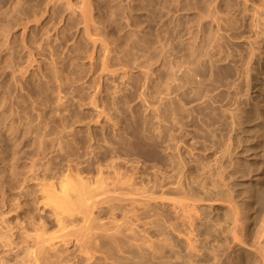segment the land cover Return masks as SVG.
Here are the masks:
<instances>
[{
  "label": "rangeland",
  "instance_id": "rangeland-1",
  "mask_svg": "<svg viewBox=\"0 0 264 264\" xmlns=\"http://www.w3.org/2000/svg\"><path fill=\"white\" fill-rule=\"evenodd\" d=\"M12 1V2H11ZM0 0V25H4L5 23V26H9L10 24L12 25V28H13V25L16 27V29L14 28L13 30H11V25L8 27L9 29H7V27H5L4 29V26H0V47L1 51H0V54H3L4 51L5 53L3 55H0V63H4L5 67L2 66V64H0V67L3 69V71L0 70V106H5V103H7V106L5 107L6 109L9 108V104L11 103L10 105V112L14 111L15 112L17 111V109H20L21 107H28V108H33L34 112L31 111V108L30 110H28V108L25 110V112L28 111L27 113V117H30V119L32 120V123L34 121V118H36V113L37 114H41L43 113L44 111H48L49 110V106H54L55 105V99H52L54 98V96H58L60 94V92H62L61 94L63 95H59L60 96V99L61 97L63 96L61 102H65L64 104L62 103L63 105V111L68 109L67 111H69L67 113V111L63 112H59L60 116H65V120L63 121H59V120H54L55 118H52V115L51 113H48L49 117L47 116V118L49 119H44L45 123L43 122V120L41 119V122L43 124H46L45 125V128H42L39 130V132L42 130L43 132L42 133H49L50 131H52L50 128L54 127L53 124L56 125L57 128H60L62 129L61 127H64V130L65 128L67 130L65 131H72V137L69 138L68 142L65 144L64 142V146L58 148L57 145H54L53 147H48L47 148V152L45 153L46 155H42L40 156L41 154L39 153L38 154V157L40 156L41 158L37 159V156L35 154V152L37 153V146L36 144H32V143H29L27 142L26 145L21 148V152H17L16 155H18L19 153V157L17 158L18 161H17V164H18V169L17 170H21V171H24V168L25 170H28V166L24 167L25 165L23 164V162L25 163L26 161L28 162L30 160V157L31 156H34L32 157V159H36V165H38V167H36V165L33 167L35 169H40V171L42 172V169H48L50 172H53V171H56V170H63V172L67 173L66 171H68L66 168H68V166H73V165H78V166H81V167H84V165L88 164V162L90 160L94 161L95 159H100L102 158L101 156H103L106 151H107V148L108 146H111V145H114V146H117L116 148L119 149V159L116 158L115 161L116 163H118L119 167H121V172L122 171V168L124 169V171L126 172V174H129L130 173V169H132V171H137L135 172L137 176H139L141 172H143V177H145V180L143 181V184L146 186V187H151L152 185V181L153 179H150L149 176H153L152 174H156L158 175V171L161 172V175L162 178H161V181H162V184H165V183H171V184H176L177 185V188L176 190L174 189L176 187V185H174V188H173V185L172 187H170L171 185L169 186V188H172V189H169L168 186L166 189V184L164 185V191H163V188H162V194H161V191L159 189H157V191L154 193V194H158V195H154L155 198H158L161 197V196H167L168 199H170V197L172 196H176V198L174 199V197H172V200L170 199L169 201L166 202V200L164 201H161V202H165V203H160L159 202V205H161V207L157 204L158 199H155L154 201L155 204L157 206H159L158 208V212L162 209V213L159 215L158 219H161V215H162V218L164 219V221L161 222L163 224H161L162 226H160L161 228H163L164 226V234H161V235H158L156 233H153V231H149V230H156V227H150L151 226V223L147 224L146 227H144V221L147 222L146 219H141L142 223L143 224H139V229H145L149 230L146 231L148 232V238L151 239V237H153L151 240L154 242H156L157 244L159 242H161V244L159 243L160 245V249L158 250V254L154 255V257L152 258L151 255L153 253H151V249L146 251V257L147 259L150 258V260H147V263L148 264H253V263H256V264H260L262 261L259 259V258H262L264 256V246L261 244V243H264V239L263 240H260V237L263 235V233L260 231L262 229L263 231V228L261 225L264 226V9L263 11L260 10V8H264V0H244V3L242 0H215L214 2H212V0H88V3L87 1H84V0H80L83 4V2L85 4H88L86 6L83 7V5L85 4H81V2L79 0H52V2L54 3V6L52 4V2L49 0H47L48 2H50V5L47 1L45 0H19V3H18V0ZM60 1V2H59ZM92 1V2H91ZM116 1V2H115ZM218 1V2H217ZM227 1V2H226ZM246 1V2H245ZM256 1V2H255ZM260 1V3H259ZM17 2V3H15ZM32 2H35V3H32ZM45 2L48 3V5L46 6L45 5ZM55 2H56V5H55ZM59 2V4L57 3ZM64 2V3H62ZM67 2L68 4H70L72 7H68V8H72L73 10H70V9H66L67 8ZM80 2V3H79ZM125 2V3H124ZM182 2V3H181ZM221 2V3H220ZM14 4L13 7L11 4ZM31 3V4H30ZM46 3V4H47ZM78 3V4H77ZM113 3V4H112ZM116 3V4H115ZM120 5H119V4ZM123 3V4H122ZM158 3V4H157ZM206 3V4H205ZM210 3H213L215 5H213L212 7L214 8H209V5ZM243 3V4H242ZM251 5H249V4ZM257 3H258V7H254V6H257ZM262 3V5H261ZM40 4V5H39ZM44 4V5H43ZM62 4V6H61ZM64 4H66V8L64 7ZM176 4V5H175ZM180 4V5H179ZM182 4V5H181ZM224 4V5H223ZM242 4V5H241ZM247 4V5H246ZM256 4V5H255ZM18 5V6H17ZM19 5H23V6H19ZM33 5V6H32ZM38 5V6H37ZM59 5V6H58ZM68 5V6H70ZM75 5V6H74ZM80 5L82 6V8H88L89 9H92L90 10L89 12V9L85 11H88V13L86 14L85 11H83L82 9V12L80 10ZM124 5V6H123ZM157 5V6H156ZM235 5V6H234ZM244 5V6H243ZM262 7H261V6ZM12 6V7H11ZM29 6V7H28ZM44 6V7H43ZM51 6V8H49ZM56 6V7H55ZM78 6V7H77ZM178 6V7H177ZM180 6V7H179ZM211 6V5H210ZM253 6V8H252ZM260 6V7H259ZM9 7V8H8ZM11 7V8H10ZM21 7V8H20ZM38 7V10L35 9ZM46 7V8H45ZM61 7V8H60ZM63 7H64V11L65 13L63 12ZM74 7H76L75 9V15H73V12H74ZM96 7V8H94ZM99 7V8H98ZM129 7L131 9H129ZM163 7V8H162ZM220 7V8H219ZM14 8H16V11L13 10ZM32 8H34L32 10ZM46 9V11L44 10L43 12V9ZM52 8H55V9H52ZM128 8V9H127ZM244 8V9H243ZM252 8V9H251ZM8 9V10H7ZM11 9V10H9ZM18 9V11H17ZM49 9V10H48ZM78 9V10H77ZM94 9V10H93ZM207 9H208V12H209V17L206 16L207 18H210L211 19H214V20H205L207 19L206 17H201V16H205V15H208V12H207ZM210 9V11H209ZM217 10L218 14L220 15H217L215 12V15L213 16L212 14H214L212 12ZM259 9V10H258ZM2 10V11H1ZM5 10V11H4ZM32 10V11H31ZM51 10V12L49 13V11ZM54 10V11H53ZM67 10H70V11H67ZM126 10H132V11H126ZM186 10V11H185ZM191 10H194V11H191ZM197 13H196V11ZM204 10V11H203ZM221 10V11H220ZM229 10V11H228ZM247 10V12L245 11ZM253 10V11H252ZM256 10H258V13L256 12ZM14 11V12H12ZM36 11V12H35ZM71 11L72 14H71ZM79 11V14H77ZM98 11V12H97ZM125 11V12H124ZM160 11V12H159ZM188 11V12H187ZM191 11V12H190ZM249 11V12H248ZM254 11L256 12V16L254 14ZM260 11V12H259ZM8 12V13H6ZM12 12V13H10ZM24 12V13H22ZM48 13V14H44L43 13ZM53 12V13H52ZM84 15L81 16V13ZM96 12V14H95ZM105 12V13H104ZM131 12V13H130ZM132 12H134L132 14ZM163 12V13H162ZM167 12V13H166ZM180 12V13H179ZM228 12V14H227ZM10 13V14H9ZM21 13V14H20ZM33 13V14H32ZM40 13V14H39ZM51 13L54 15L52 16ZM123 13H124V16H123ZM161 13V14H160ZM169 13V14H168ZM194 13V14H193ZM196 13V14H195ZM211 13V14H210ZM252 13L254 14V16L252 17ZM260 13H263L260 15V19L259 18V15ZM11 15L12 18L14 20H17L16 22L11 18V16H9L11 19L9 21V17L5 18L4 17L6 15ZM16 14H19L21 15V18L19 15L16 16ZM43 17H42V15ZM86 14V15H85ZM92 14V15H91ZM122 16H121V15ZM168 14V15H167ZM227 14V15H225ZM234 14V15H233ZM249 14V15H247ZM4 15V16H3ZM7 15V16H8ZM15 15V16H14ZM29 15V16H28ZM36 15H39L38 17H36L35 21H33V17L36 16ZM67 15V16H65ZM73 15V16H72ZM88 15V16H87ZM91 17H90V16ZM112 15V17H111ZM131 15V16H129ZM197 15V16H196ZM224 17H223V16ZM232 15V16H230ZM247 15V16H246ZM23 16V17H22ZM26 18H25V17ZM32 18V20L28 17ZM88 17L87 19H92L90 22H93V19H94V22L91 24L89 21H87V19L85 20V17ZM114 16V17H113ZM119 16V17H118ZM135 16V17H134ZM168 16V17H166ZM213 16V17H212ZM219 16V17H217ZM227 16V17H226ZM230 16V17H229ZM235 16V17H234ZM258 16V18H256ZM16 19H15V18ZM60 19H59V18ZM68 17H69V20H68ZM73 17V18H72ZM90 17V18H89ZM94 17V18H93ZM123 17H127L129 19L126 18L127 20V23L128 24H125L126 21H124L125 19ZM200 17V18H199ZM216 17V18H215ZM220 17H222L223 19H221ZM233 17L235 18V21L233 19ZM242 17V19H241ZM3 18V19H2ZM23 18V19H22ZM65 18V19H64ZM79 18V19H78ZM110 18V19H109ZM118 18V20H117ZM121 18V19H120ZM124 20H123V19ZM165 18V19H164ZM167 18V19H166ZM204 18L202 21L203 23L201 24V22H199L200 26H197L198 25V21H200V19ZM219 18V19H218ZM226 18V20H225ZM251 18H254V22L255 20H257L259 22V25L263 26V28L259 25H257L258 22H253V19ZM263 18V21H260L261 19ZM21 19V23H24V25L22 24V26H19L18 24H21L18 20ZM28 20V22L26 23L27 26H25V22H23V20ZM37 19H39L37 21ZM67 19V20H66ZM74 19V20H73ZM82 19H84L85 21L83 22ZM162 19V21H161ZM216 19V20H215ZM227 19H228V22L230 23H227ZM233 19V20H232ZM245 19V20H244ZM8 20V21H7ZM166 20V21H165ZM169 20V21H168ZM217 20H221L222 23L220 21L216 22ZM224 20V21H223ZM241 20V22H240ZM250 20H252V24L250 22ZM5 21V22H4ZM17 24V25H15ZM31 21V22H30ZM51 21V22H50ZM60 21V22H59ZM79 23H78V22ZM83 22L84 24L88 23V25L86 26L85 30L84 28L82 29V24L83 23H80ZM112 21V23H111ZM124 21V22H122ZM146 21V22H145ZM188 21L190 22L188 24ZM212 21L216 22L218 25L214 24ZM18 22V23H17ZM37 25H35L34 23ZM50 22V23H49ZM116 22V23H115ZM120 24H119V23ZM152 22V23H151ZM157 22V23H156ZM163 22V23H162ZM166 22V23H165ZM205 22V23H204ZM219 22H220V25H219ZM8 23V24H7ZM13 23V24H12ZM31 23V24H29ZM55 23V24H54ZM77 23V24H76ZM97 24V25H94L93 24ZM105 26V29L104 27L101 28L99 26ZM160 23V24H159ZM213 23V24H212ZM227 23V25L225 24ZM236 24L235 25H232V24ZM241 23V24H240ZM261 23V24H260ZM41 24V25H40ZM80 24V25H79ZM89 24L93 26L92 27H89ZM103 24V25H102ZM111 24V25H110ZM115 24V25H114ZM117 24V25H116ZM130 24V25H129ZM142 24H143V30L142 29ZM163 24V25H161ZM165 24V25H164ZM188 24V25H187ZM229 24V25H228ZM257 26H256V25ZM49 25V26H48ZM120 25V27H119ZM122 25V26H121ZM129 26V28H126L125 26ZM137 25V26H136ZM141 27H139V26ZM153 25V26H152ZM186 25V26H185ZM209 25H210V28H209ZM216 25V28L218 27L219 28V31L214 27ZM225 25L227 27H225ZM250 25V26H249ZM25 26V28L23 27ZM81 28H80V27ZM124 26V27H123ZM127 26V27H128ZM152 29H151V27ZM158 26L159 29L156 30V27ZM188 26V27H187ZM191 26V27H190ZM203 26V27H202ZM220 26V27H219ZM231 26V28H230ZM3 27V28H2ZM27 27V28H26ZM33 27V28H32ZM44 27V28H43ZM85 27V25L83 26ZM89 27L91 31V33L95 32V34L97 36H95V34H92L93 37H96V38H93L91 37V33H90V30L87 28ZM98 27V28H96ZM119 27V28H118ZM131 27V28H130ZM137 27H139V29H137ZM199 27V28H198ZM205 27V28H204ZM235 27V28H234ZM253 27V29H251V33L249 34L250 32V29ZM256 27V28H255ZM259 27V28H257ZM11 28V29H10ZM23 28V29H22ZM30 28V29H29ZM43 28V32H42V29ZM111 30H110V29ZM127 29V31L123 30L122 32V29ZM132 28H136L138 31H136L135 29L132 30ZM145 28V29H144ZM203 30L201 32V30ZM233 28V29H232ZM247 28V29H246ZM3 30H10V34L8 33V38H7V33L6 31H2ZM76 29V30H75ZM95 29V30H94ZM99 31V33L97 34V30ZM102 29V30H100ZM103 29H104V32H103ZM109 29V31H108ZM131 29V31H130ZM192 30L193 33H195V31H198V38L199 40L201 39L202 37V40H204L207 45L204 47L205 50L207 49V51H210V49H213L211 50L212 52L215 51L214 48L216 47H220L219 49L217 48V54H221V60H219V63L217 62H212V63H206V62H202L201 60H195L193 63H190L186 60V55L188 54V50H187V44H188V30ZM242 29V30H241ZM254 29H257V30H254ZM259 29V30H258ZM262 31H261V30ZM24 30V32H23ZM40 30V31H39ZM50 31V33L47 32V34L45 33L46 31ZM84 31H88V38H87V33L86 35L82 34L84 33ZM136 32H135V31ZM166 30V31H165ZM234 30V31H233ZM237 30V31H236ZM14 32V33H11ZM30 31V32H29ZM64 31V32H63ZM79 31V32H78ZM81 31V33H80ZM86 31V32H87ZM133 31L132 33V37L131 35H127L128 32H131ZM141 31V32H140ZM153 31V32H152ZM161 31V33H160ZM208 31V32H206ZM212 31V33H211ZM219 33H217V32ZM225 31V32H224ZM231 31V32H230ZM253 31V32H252ZM256 31V32H255ZM258 31V32H257ZM4 32V35H2V33ZM22 32V33H21ZM41 32V33H39ZM55 32V33H54ZM106 32H109L106 33ZM122 32V33H121ZM135 32V33H134ZM145 34H144V33ZM156 32V33H154ZM164 32V33H163ZM165 32H168V33H165ZM206 32V33H205ZM246 32V33H245ZM24 33V35H23ZM27 33V34H26ZM54 33V34H53ZM77 33V34H76ZM119 33H121L119 35ZM139 33V35L137 34ZM143 35H142V34ZM150 33V34H149ZM154 34H158V36L156 35H153ZM160 33V34H159ZM182 33V35H181ZM186 33H187V36H186ZM200 33V34H199ZM217 33V34H216ZM226 33V36L225 34ZM229 33V34H228ZM245 33V34H244ZM257 33V34H256ZM259 33V34H258ZM263 33V34H262ZM5 34H6V39H5ZM25 36L23 37L22 39V35ZM32 34V35H31ZM39 34V35H38ZM53 34V35H52ZM57 34V35H56ZM75 34V35H74ZM89 34H90V38L93 40H91V42L93 43L92 45H95L94 47L96 48H93V46L91 45L90 43V38H89ZM114 34V35H113ZM123 34V35H122ZM129 34V33H128ZM141 34V35H140ZM149 34V35H148ZM167 35V36H163V35ZM169 34V35H168ZM202 34V35H201ZM220 34V35H219ZM228 34V35H227ZM249 34V38L247 39V35ZM253 34L254 39L253 37L251 38V35ZM262 36H261V35ZM2 35V36H1ZM12 35V36H11ZM16 37H15V36ZM21 35V36H20ZM37 35L39 37H37ZM43 37L41 38V36ZM47 35V36H46ZM99 35V36H98ZM122 35V36H121ZM152 35V36H151ZM172 37H171V36ZM178 35V36H177ZM204 35V36H203ZM216 35V36H215ZM246 35V36H245ZM258 35V36H257ZM260 35V36H259ZM14 36V38H13ZM34 38H32V37ZM50 36V37H49ZM53 36V37H52ZM86 36V38L84 37ZM112 36V37H111ZM146 36V37H145ZM151 36V37H150ZM153 36H155L153 38ZM183 36V37H182ZM212 36V37H211ZM257 36V37H256ZM55 37V38H54ZM58 37V38H57ZM77 37V38H76ZM106 39H104V38ZM120 37V38H119ZM129 37H130V40H129ZM134 37H137V38H134ZM140 37V38H139ZM157 37V38H156ZM165 38L164 40V43H163V39L161 38ZM182 37V38H181ZM206 37V38H205ZM210 37V38H209ZM214 37V39H213ZM219 40L216 39V38ZM226 37V38H225ZM229 37V38H228ZM261 37V38H260ZM10 38L12 40H10ZM47 40H46V39ZM60 38V39H59ZM74 38V39H73ZM103 38V39H102ZM116 38V39H114ZM143 38V39H142ZM147 38V40H146ZM149 38V40H148ZM154 40H153V39ZM158 39L160 40L159 42H161L162 44L160 45L159 42L157 44L156 41L158 40H155ZM187 38V39H185ZM223 38V39H222ZM228 38V39H227ZM241 38V39H240ZM3 39V40H2ZM9 39V40H7ZM18 39V40H17ZM21 39L23 40L22 42L19 43V41H21ZM39 39V40H38ZM41 39V41H40ZM56 39V40H55ZM59 39V40H58ZM76 39V40H75ZM89 39V40H88ZM99 39V40H98ZM109 39H110V42H109ZM139 40V45L136 43ZM142 39V40H141ZM152 39V40H151ZM169 39V41H168ZM179 39V40H178ZM206 39V40H205ZM215 39L217 41H215ZM225 39H226V42H225ZM237 39H240L241 41L237 40ZM2 40V41H1ZM5 40V41H4ZM6 40L8 42H6ZM28 42H27V41ZM30 40V41H29ZM50 40V41H49ZM94 40H97V41H94ZM100 40H103L102 42H100ZM108 40V43L107 41ZM114 40V41H113ZM117 40V42H116ZM123 40V41H122ZM132 40V41H131ZM141 40V41H140ZM168 43H167V41ZM181 40V41H180ZM208 40V41H207ZM214 40V41H213ZM237 40V41H236ZM244 40H246L247 42H249V44H247V42H243ZM256 40V42H255ZM40 41V42H39ZM56 41V42H55ZM71 41V42H70ZM74 41V43H73ZM106 41V42H104ZM144 41V42H142ZM172 41V42H171ZM175 41V42H174ZM179 41V43H178ZM231 41V42H229ZM11 42L14 44V46L11 44ZM39 42V45H36L38 44ZM42 42V43H41ZM47 42V43H45ZM59 42V43H58ZM104 42V43H103ZM113 42V43H112ZM130 42V43H129ZM141 42L143 43L142 46H141ZM156 42V43H155ZM182 42L185 44H182ZM210 42H212L210 44ZM218 42V43H217ZM224 44H222V43ZM240 42V43H239ZM250 42L252 44H250ZM5 44V49H4V44ZM8 43V45H7ZM27 43V44H26ZM49 43V44H48ZM73 43V44H72ZM78 43V44H77ZM95 43V44H94ZM97 43V44H96ZM100 43V44H99ZM102 43V44H101ZM111 45H110V44ZM125 43H126V46H125ZM149 43V44H148ZM166 43V44H165ZM214 43H217V44H214ZM256 43V44H255ZM260 43V44H259ZM263 43V44H262ZM21 44H25L24 46H28L31 47H26L28 50L24 49L25 47L22 46ZM32 44V45H31ZM146 44V45H145ZM149 46H148V45ZM157 44V46L155 45ZM169 45V46H166V48L164 49L165 52L163 51V48L165 47L164 45ZM236 44V45H235ZM241 44V45H240ZM7 45V46H6ZM45 45V46H44ZM47 45V46H46ZM49 45V46H48ZM52 45V46H51ZM84 45V46H83ZM87 45V46H86ZM102 45V46H100ZM104 45H110L109 47L106 46V50H105V46ZM114 45V46H113ZM119 45V46H118ZM155 45V47L153 46ZM160 45V46H159ZM184 45V46H183ZM216 45V47H215ZM240 45V46H239ZM243 45V46H242ZM249 45H252L250 47H252L251 49H249ZM259 45V46H258ZM261 45V46H260ZM11 46V47H10ZM13 46V47H12ZM16 46V47H15ZM18 46V47H17ZM38 46V47H37ZM60 46V47H59ZM113 46V47H112ZM128 46V47H127ZM144 46V47H143ZM150 48H148V47ZM153 46V47H152ZM163 48H162V47ZM212 46V47H211ZM248 46V47H247ZM7 47V49H6ZM35 47V48H34ZM48 47V48H47ZM74 47V48H73ZM78 47V48H77ZM103 47V48H101ZM123 47V48H122ZM125 47V49H124ZM142 47V48H141ZM182 47V48H181ZM210 47V49H209ZM214 47V48H213ZM9 48V50H8ZM11 48V50H10ZM39 48V50H38ZM45 48V49H44ZM50 52V54L48 53V50ZM50 48V49H49ZM55 48V49H54ZM71 48V49H70ZM92 48H93V52H90L92 51ZM127 48V50H126ZM134 48V49H133ZM140 48V49H139ZM147 48V49H146ZM159 48H160V52H159ZM227 48V49H226ZM257 48V49H256ZM2 49L4 51H2ZM36 49V50H35ZM77 49V51H76ZM82 50V54H80L81 50ZM87 49V50H86ZM95 49V50H94ZM104 49V50H103ZM110 49V50H109ZM113 49V51H112ZM131 51H129V50ZM161 49H162V54H161ZM228 49H232L231 50V53L229 52L230 50ZM235 49V50H234ZM8 50L9 54L8 55V52L6 51ZM44 50V51H43ZM55 50V52H54ZM79 50V51H78ZM102 50L104 52V54L102 53ZM152 50V51H151ZM154 50V51H153ZM167 50V51H166ZM176 50V51H175ZM252 50V51H251ZM258 50V51H257ZM30 51V52H28ZM33 51H36L33 52ZM53 51V52H51ZM58 51V53H57ZM86 51V52H85ZM110 51V52H109ZM114 51L116 54H114ZM127 51V52H126ZM183 51V52H182ZM228 51V52H226ZM238 51V52H237ZM247 51H248V54H247ZM259 52V55H257ZM7 52V54H6ZM21 52V53H20ZM24 52V53H23ZM28 52V53H26ZM32 52V54L30 55V53ZM61 52V53H60ZM70 54H69V53ZM76 55H75V53ZM94 52L96 54H94ZM108 52V53H107ZM125 52V53H124ZM139 52V53H138ZM164 52V53H163ZM167 52V53H166ZM174 52V53H172ZM177 52V54H175ZM222 52V53H221ZM226 52V53H225ZM251 52V53H249ZM20 55H19V54ZM23 53V54H22ZM39 53V54H38ZM46 53V54H45ZM57 53V54H56ZM87 53V54H86ZM88 53L91 55L89 56ZM93 55H92V54ZM99 53V54H98ZM105 53L107 54V56L105 55ZM113 53V54H112ZM120 53H122L120 55ZM138 53V54H137ZM143 53V54H142ZM170 53V54H169ZM235 53V54H234ZM244 55H243V54ZM246 53V54H245ZM253 53V56L255 57L253 59V56L251 57V54ZM17 54V55H16ZM64 54V55H63ZM67 54V57H65ZM69 54V55H68ZM98 54V55H97ZM102 54L104 56H102ZM110 54V55H108ZM119 56H118V55ZM133 54V55H132ZM145 54V55H144ZM149 54V55H148ZM172 54V55H171ZM201 54V53H200ZM200 54H197V56H199L200 59H202V56H200ZM204 55V53H202ZM225 54V55H224ZM35 55V56H33ZM44 55V56H43ZM51 55H54L51 56ZM61 55V56H60ZM71 55V56H70ZM112 55V56H111ZM117 55V61L113 62V60L116 58ZM128 55V56H127ZM130 55V56H129ZM132 55V56H131ZM147 55V56H146ZM162 55V56H161ZM171 55V56H170ZM243 55V56H242ZM18 56V57H16ZM30 56V57H29ZM36 56H39L40 58L36 57ZM51 56V57H50ZM59 56V57H58ZM70 56V58H69ZM87 56H89V58H87ZM95 56V57H94ZM109 56V57H108ZM111 56V57H110ZM123 56V57H122ZM134 56V57H133ZM145 56V57H144ZM181 56V58H180ZM246 56V57H245ZM3 57V58H2ZM6 57L8 59H6ZM22 57V58H21ZM25 57V59H24ZM34 57V58H33ZM45 57V59H44ZM50 57V58H48ZM53 57V59H52ZM101 57L105 58L106 59H103L101 60ZM108 57V58H107ZM141 60L143 59V61H138L140 58ZM163 57V58H162ZM251 57V58H250ZM16 58V59H15ZM20 58V59H19ZM30 58V59H29ZM38 58V60L36 59ZM64 58V59H63ZM66 58V59H65ZM69 58V59H68ZM72 58V59H71ZM92 58V59H91ZM123 58V60H122ZM125 58V59H124ZM146 58V60H145ZM148 58V59H147ZM160 58V59H159ZM246 58V59H244ZM249 58V59H248ZM261 58V59H260ZM6 59V60H5ZM10 59V61H9ZM15 61H14V60ZM27 59V60H26ZM41 59V60H40ZM63 59V60H62ZM68 59V60H67ZM76 59V61L74 60ZM84 59V60H83ZM87 59V60H86ZM135 60V62L133 60ZM136 59H138L136 61ZM162 59V60H161ZM174 59V60H173ZM180 59V60H179ZM232 59V60H231ZM259 59V60H258ZM2 60V62H1ZM4 60V61H3ZM12 60V61H11ZM29 60H30V64L31 66H28L27 63H29ZM31 60L33 62V60H36L34 63H31ZM46 60V61H45ZM49 60V61H48ZM51 60V61H50ZM55 60V61H54ZM61 60V61H60ZM71 60V61H70ZM74 60V61H72ZM90 60V61H89ZM105 60V61H104ZM110 60V61H109ZM119 60V62H118ZM151 60V61H150ZM182 60V61H181ZM250 60V61H249ZM257 60V61H256ZM11 64H9L8 62ZM18 61V62H17ZM27 61V62H26ZM65 64H64V62ZM69 61V62H68ZM79 61V62H78ZM83 61V63H82ZM101 61H103L101 63ZM130 61L132 62L131 64H133L132 66H130ZM149 64H151L150 66H152L151 68H147L145 69L146 67H150ZM166 61V62H165ZM246 61V62H245ZM252 61V62H251ZM259 61V62H258ZM22 62L23 63V66H26V72L27 74L24 72L25 71V67L22 66ZM26 62V63H25ZM47 62V66L45 63ZM49 62V63H48ZM50 62H55V63H52L56 68H53L55 72H53V74H55L56 76H58V79L57 77H55V75H52V71L49 70V68L52 66L54 67L53 65L50 64ZM62 62V63H61ZM76 62V63H74ZM93 64H91V63ZM105 62V63H104ZM120 63L119 65H117L116 67V64ZM125 62V64H124ZM134 62V63H133ZM144 62V64H143ZM146 62V64H145ZM161 62V63H159ZM178 62V63H177ZM231 62V63H230ZM234 62V63H233ZM245 62V63H244ZM263 62V63H262ZM7 63V64H6ZM61 63V64H59ZM71 63V64H70ZM74 63V64H73ZM86 63V64H85ZM102 64V65H99V64ZM115 65H114V64ZM139 63V64H138ZM164 63H169L171 68L168 67V68H164ZM176 63V64H175ZM183 63V64H182ZM244 63V64H243ZM248 63V64H246ZM259 63V64H258ZM21 66H20V65ZM25 64V65H24ZM27 64V65H26ZM29 64V65H30ZM51 66H50V65ZM103 64L105 66V68H107V70L104 68L105 72L106 73H109V75L105 74L104 73V70H100L101 73H99L100 71H98V69L102 68L103 69ZM123 64L125 66H123ZM142 64V67H140ZM189 64V65H188ZM251 64V65H250ZM258 64V65H257ZM12 65L14 66L13 67V71L10 70V68H12ZM72 65V66H71ZM115 67H114V66ZM178 65V66H177ZM212 65V66H211ZM249 65V66H248ZM260 65V66H259ZM20 68L21 67V72L25 73L23 74V77L20 76H16L15 74L18 75V73H16V71L20 72V70L17 68ZM37 66V67H36ZM71 68H70V67ZM91 66L92 69H91ZM101 66V67H99ZM119 66H123L122 69V73L120 72L121 70V67ZM136 66V68L134 67ZM138 67H140V70L141 68L143 69V71L139 70ZM175 66V67H174ZM244 66V68H243ZM247 66V68H246ZM23 67V68H22ZM31 67V68H30ZM35 67V68H33ZM51 67V69H52ZM75 67V68H74ZM77 67V68H76ZM125 67H126V70H125ZM128 67V69H127ZM130 67V68H129ZM158 67V68H156ZM174 67V68H172ZM237 67H240V70L238 73H235L236 72V69ZM9 68V69H8ZM18 69V70H15V69ZM67 68V69H66ZM71 70H70V69ZM82 68H83V71H82ZM89 68L91 70H89ZM112 68V69H111ZM117 68H118V71H117ZM120 68V69H119ZM130 71H128L129 69H131ZM154 68L153 70H159V72H157V76H155V82L157 83V89L156 90H161L163 89V87L166 85V83L169 81L170 83V93L165 95L164 97L162 96V98H160L159 96H156L155 98L154 97H150V95H152V86L150 87V84H148V77H147V73L146 72H150V70ZM179 68H181L179 70ZM261 68V69H260ZM43 69V70H42ZM62 69V70H60ZM81 69V70H80ZM85 69V70H84ZM109 69V70H108ZM113 69H116V72L113 70ZM136 69V70H134ZM149 69V71H148ZM172 69V71H171ZM247 69V71H246ZM7 70V71H6ZM24 70V71H22ZM36 70V71H35ZM45 70V71H44ZM59 70V71H57ZM120 70V71H119ZM128 71L127 73V77L129 75V77H125L126 76V73L124 72ZM179 70V71H178ZM5 71V72H4ZM9 71H11V74L12 72H15L13 73L12 75L15 76V78L13 76L9 77L11 74L9 73ZM34 71V72H33ZM50 71H51V76H50ZM65 71V72H64ZM81 71V72H80ZM90 71V73H89ZM93 71V72H92ZM96 71V73H95ZM108 71V72H107ZM246 71V72H245ZM4 73L3 75H1L2 73ZM20 72V73H21ZM49 72V73H48ZM69 72V73H68ZM77 72V73H75ZM83 72V73H82ZM102 72L104 73V77L102 75ZM115 72L117 74V76H115L114 78V75L116 74H113L112 73ZM124 72V73H123ZM143 72V74H141ZM145 72V74H144ZM172 72V73H171ZM177 72V74H176ZM243 72V73H242ZM248 72V73H247ZM259 72V73H258ZM19 73V74H20ZM36 73V74H35ZM43 73V74H42ZM80 73V74H78ZM89 73V74H88ZM95 73V74H94ZM97 73L99 75H97ZM122 76H118L119 74ZM130 73V74H129ZM131 73H134V74H131ZM138 73V75H137ZM9 74V76H8ZM33 74V75H32ZM64 74V76L62 75ZM101 74V75H100ZM125 74V76H123ZM241 74V75H240ZM248 74V75H246ZM250 74V75H249ZM49 75V76H48ZM62 77H65L62 78ZM73 77H69V76ZM87 75V76H86ZM92 75V76H91ZM97 75V76H96ZM112 75V76H111ZM58 81V84H55V79ZM100 76V77H98ZM107 76L109 77L107 78ZM132 76V77H131ZM137 76V77H136ZM169 76V77H168ZM2 77V78H1ZM17 77V78H16ZM85 77V78H84ZM94 77H97L98 79H100V82L103 83L101 85V83L99 82L98 83V80L97 82L96 79L97 78H94ZM102 77V78H101ZM111 77H113L111 79ZM136 77V78H134ZM145 77V78H144ZM9 78V79H8ZM12 78V79H10ZM26 78H27V81H26ZM50 78V80L48 79ZM52 78V79H51ZM107 78V79H106ZM123 78V80H120V79ZM126 78V80H125ZM131 78V79H129ZM197 78V79H195ZM259 78V79H257ZM8 79V81H7ZM19 79V80H18ZM24 81H23V80ZM53 79H54V82H53ZM62 79H64L63 81L65 82V85H64V82L62 81ZM70 79V80H69ZM82 79V80H81ZM93 79V80H92ZM116 79V80H115ZM129 79V80H127ZM144 81H143V80ZM147 79V80H146ZM237 79V80H236ZM13 80V81H12ZM66 80V81H65ZM76 80V81H75ZM92 80V81H91ZM105 80V81H104ZM107 80V81H106ZM114 80V81H113ZM118 80V81H117ZM120 80V82H119ZM175 80V81H173ZM10 81V82H9ZM12 81L13 85L10 84ZM16 81V83H15ZM25 81L27 82V84L25 83ZM44 81H47V83H45ZM52 81V82H51ZM73 81V82H72ZM80 81V82H79ZM113 81V82H112ZM123 81V82H122ZM129 81V82H127ZM9 82V83H8ZM17 82H18V85H17ZM20 82V83H19ZM23 82V83H22ZM38 85H37V83ZM51 84H50V83ZM111 82V83H110ZM117 82V83H116ZM125 82V83H124ZM127 82V83H126ZM147 82V84H146ZM172 82V83H171ZM15 83V84H14ZM78 83V84H77ZM115 83V84H114ZM120 83V85H119ZM123 83L125 84V86L123 85ZM145 83V85H144ZM249 83V84H248ZM22 84V85H21ZM62 84V86H60ZM71 84V85H69ZM99 85V89L95 90V86ZM113 84V85H112ZM127 84V85H126ZM144 85L141 86V85ZM172 84V85H171ZM47 85V86H46ZM51 85V86H50ZM53 85V86H52ZM58 87H56V86ZM73 85V86H72ZM115 85V86H114ZM121 85L123 87H121ZM138 85V86H137ZM164 85V86H163ZM234 85V87H233ZM8 86V88H7ZM11 86V87H10ZM13 86V88H12ZM18 86V87H16ZM21 86V88H20ZM23 86V87H22ZM33 86V87H32ZM36 88H35V87ZM38 86V87H37ZM82 86V87H80ZM89 86V87H88ZM118 86V87H117ZM128 86V87H127ZM144 88V90L141 88ZM244 86V87H243ZM16 87V88H15ZM46 87V88H45ZM48 87V88H47ZM72 87V88H70ZM75 87V88H74ZM104 87V88H103ZM114 87V88H113ZM117 87V88H116ZM126 87V88H125ZM131 87V88H130ZM134 87V88H133ZM11 88V89H9ZM15 88V89H14ZM19 88V89H18ZM25 88V89H24ZM51 88V90H49ZM63 88H64V93L66 94L67 93V97H65L66 95L63 93ZM80 88V89H79ZM98 88V86H97ZM119 88H120V91H119ZM141 88V89H140ZM147 88V89H146ZM206 88V89H205ZM7 89V90H6ZM13 89V90H12ZM17 89V90H16ZM25 91H24V90ZM43 89H46V90H43ZM57 89V90H56ZM103 91H102V90ZM113 89H116V92L118 93H114L115 91ZM134 91H133V90ZM237 89V90H236ZM22 90V91H20ZM49 90V92H48ZM60 90V91H59ZM67 92H66V91ZM69 90V91H68ZM72 90V91H70ZM82 90V91H81ZM89 90L93 91V93L89 92ZM112 90V91H111ZM118 90V91H117ZM146 90V91H145ZM149 90V91H148ZM181 90V91H180ZM18 93H16V92ZM24 91V92H23ZM27 91V93H25ZM31 91V93H29ZM33 91V92H32ZM100 91L103 93H100ZM107 91V92H106ZM110 91V92H109ZM114 91V92H113ZM140 91V93H138ZM253 91V92H252ZM255 91V92H254ZM6 92L8 93L7 96H6V99L4 98L5 95H6ZM47 92V95H45ZM75 92V93H74ZM81 92V93H80ZM99 92V93H98ZM121 92V94L119 93ZM124 92V93H122ZM128 92V93H127ZM148 92V93H147ZM165 92V91H163ZM213 92V93H212ZM251 92V93H250ZM5 93V94H4ZM29 93V94H28ZM44 93V94H42ZM49 93H52L49 95ZM68 93L70 95H68ZM72 93V94H71ZM95 93L97 95H95ZM108 93V94H107ZM111 93V94H110ZM206 93V94H205ZM2 94V95H1ZM26 95H29V98L31 99L32 98V101L34 102H37L36 104L35 103H31V100H29L28 96H25ZM36 94V97H40L39 95H41L40 98H38L36 100V97L34 96ZM92 94V96L90 95ZM100 94V95H99ZM115 94V96H113ZM140 94V95H139ZM237 94V95H236ZM31 95V97H30ZM75 95V96H74ZM117 95V97H116ZM143 95V96H142ZM149 95V96H148ZM11 97L10 98H7V97ZM18 96V97H17ZM35 98H33V97ZM46 97V100H45V97ZM72 98H70V97ZM88 96V97H87ZM96 97V98H92L91 101H94V99H98V100H101V101H97L95 104L92 102L91 104V101L90 99H88L89 97ZM99 96V97H98ZM141 97V99L139 97ZM205 96V97H204ZM242 96V97H241ZM22 101H27L26 104H24V102H21ZM27 97V98H26ZM103 97V98H102ZM123 97V98H122ZM166 97V98H165ZM202 97V98H201ZM6 101L7 99H9V101L7 100L6 102L1 99H3ZM66 98V99H65ZM68 98V99H67ZM77 98V99H76ZM79 98V99H78ZM83 98V99H82ZM113 98V99H112ZM136 98V99H135ZM144 98V99H142ZM160 98V99H159ZM208 98V99H207ZM251 98V99H250ZM111 99V101H110ZM117 99V100H116ZM124 99V101H123ZM12 100V101H11ZM41 100H43L42 102H44V100L46 101V103H48L46 106L48 107H45L43 105V103L41 104V106L43 108H46V109H42L40 108V104L41 103ZM82 103L81 105L80 104H77L78 102ZM86 103H84L83 101ZM87 100V101H86ZM112 100H113V103H112ZM126 100V101H125ZM139 100V102H138ZM142 100V101H141ZM145 100V101H144ZM159 100V101H158ZM181 100V101H180ZM196 100V101H195ZM20 101V102H18ZM89 101V102H88ZM103 101V102H102ZM121 101V102H120ZM135 101V102H134ZM141 101V102H140ZM143 101L144 103L146 104H143ZM179 101V102H178ZM202 101V102H201ZM251 101V102H250ZM2 102V103H1ZM13 102V103H12ZM79 102V103H80ZM95 102V101H94ZM99 102V103H98ZM102 102V103H101ZM114 102H115V105H114ZM162 102V103H161ZM170 102V103H169ZM197 102V103H196ZM200 102V103H199ZM19 103V104H18ZM20 103H23V104H20ZM30 103V104H29ZM84 103V104H83ZM90 103L91 105H94L93 107L88 104ZM98 103V104H97ZM106 103V104H104ZM193 103V105H192ZM212 103V104H211ZM31 104H34L31 105ZM39 104V105H38ZM67 104V105H66ZM77 104V105H76ZM102 104L103 107H102V110L99 112L97 110H99V108L102 106L100 105ZM109 104V105H108ZM113 104V105H112ZM117 104V105H116ZM119 104V105H118ZM149 104V105H148ZM151 104V106H150ZM156 104V105H155ZM13 105V106H12ZM17 105H19L20 107H18ZM22 105V106H21ZM49 105V106H48ZM65 105V106H64ZM85 105V108L84 106ZM88 105V106H87ZM99 107H98V106ZM124 105V106H123ZM155 105V106H153ZM157 105H160V106H157ZM163 105V106H162ZM3 106L1 107L2 112H4L5 115H8L7 113L8 112L6 111V109L3 108ZM30 106V107H29ZM38 106V107H37ZM81 106V107H80ZM108 106V107H107ZM112 106V107H111ZM114 106V108H113ZM145 106V107H144ZM147 106H149L148 109ZM171 106V107H169ZM11 107H14V108H11ZM17 107V108H16ZM50 107V109H51ZM68 107V108H66ZM92 107V108H91ZM98 109H97V108ZM106 107V108H105ZM116 107V108H115ZM152 107H155L156 109L160 108L159 111L160 113L163 115V120L161 121L162 124L159 123L158 125V128L156 129L155 126H154V118L152 117L154 110L155 108H152ZM231 107V108H230ZM16 108V109H15ZM66 108V109H64ZM95 108L97 109L96 111L99 113V116L98 114L96 113L95 111ZM108 108V109H107ZM146 108V109H145ZM184 108V109H183ZM14 109V110H13ZM22 109V108H21ZM18 110V112H22V110ZM43 112H41L42 110ZM72 109V110H71ZM105 109V110H104ZM152 109V110H151ZM154 109V110H153ZM182 109V110H181ZM37 110V112L35 111ZM91 110V111H90ZM95 112H94V111ZM110 110L112 113H110ZM148 113H147V111ZM174 110V111H173ZM233 110V111H231ZM7 113H6V112ZM103 111H104V114H105V111L108 113H106L105 117H104V114H103ZM146 111V112H145ZM179 111V112H178ZM182 113H181V112ZM185 111V112H184ZM193 111V112H192ZM223 111V112H222ZM228 111V112H227ZM242 111V112H241ZM246 111V112H245ZM0 111V113H2ZM11 112V113H12ZM15 112H13L14 114L13 115H16V117H18L16 119V117H13L14 118V121L17 120V123H18V119H19V115H21L20 113L18 114H15ZM31 112V113H30ZM102 112V113H101ZM114 112V114H113ZM144 112V113H143ZM172 112V113H171ZM33 113V114H32ZM65 113L67 115H65ZM70 113V114H69ZM96 113V114H94ZM119 113V114H118ZM226 113V114H225ZM228 113V114H227ZM231 113V115H230ZM234 113V114H233ZM30 114V115H29ZM32 114V115H31ZM78 114L80 116H78ZM123 114V116H122ZM131 114V115H130ZM145 116H144V115ZM175 114V115H174ZM197 114V116H196ZM224 114V115H223ZM3 115V113H2ZM2 115L0 114V116L2 117ZM3 115V117L5 116ZM9 115H11L9 113ZM8 115V116H9ZM29 115V116H28ZM51 115V116H50ZM72 115V117H71ZM112 116L110 117V116ZM115 115V116H114ZM147 115V116H146ZM230 115V116H229ZM8 116H5V118H3L2 122H1V119H0V127L1 125H3L1 128H0V138H3V139H0V181L2 179L6 180L9 178V173L8 172V169H9V164L11 162H9L11 158H13L14 156V153L17 151V148L13 142V140H8L10 139V137H8V132L6 130L7 127V118ZM32 116V117H31ZM34 116V117H33ZM77 116V117H76ZM96 116L97 117V120L95 119V121L93 120V118H95ZM103 118H102V117ZM111 118V121L109 119V121L107 120L108 118ZM187 116V117H186ZM235 116V117H234ZM77 118L74 119V118ZM90 117V118H89ZM172 117V118H171ZM174 117V118H173ZM198 117V118H197ZM58 118V117H57ZM85 118V119H84ZM107 118V119H106ZM131 118V119H130ZM145 118V120H144ZM148 118V120H147ZM81 119V121L79 120ZM102 119V120H101ZM112 119H113V122L116 121V122H112ZM186 119V120H185ZM37 120V119H36ZM40 119H38L37 121H39ZM48 120V121H47ZM84 120H87V121H84ZM107 120V121H106ZM176 120V121H175ZM198 120V121H197ZM6 121V123H5ZM37 121H35L36 123H38ZM51 121V122H50ZM66 121V122H64ZM90 121V122H89ZM99 121V122H98ZM103 121V122H102ZM105 121V122H104ZM154 121V122H153ZM175 121V122H174ZM184 121V122H183ZM4 122V124H3ZM50 122V123H49ZM59 122V123H58ZM60 122H62V126L60 125ZM77 122V124H76ZM90 124H89V123ZM94 122V124H93ZM108 122V123H107ZM111 122V123H109ZM36 123H34V125H36ZM79 123V124H78ZM88 123V124H86ZM106 123V124H105ZM113 123V124H112ZM133 123V124H132ZM6 124V125H5ZM15 124V122H14ZM13 124V125H14ZM81 124V125H80ZM93 124V125H92ZM109 124H112V125H109ZM119 124V125H118ZM122 124V126H121ZM6 128H5V126ZM59 125V126H58ZM85 125V126H84ZM101 125L103 127H101ZM115 125V127L113 126ZM119 127L121 126L120 128H117L116 127ZM144 125V126H143ZM161 125V126H160ZM214 125V126H213ZM216 125V126H215ZM231 127H230V126ZM233 125V126H232ZM61 126V127H60ZM106 126V127H104ZM112 126V127H111ZM124 126V127H123ZM130 126V127H129ZM143 126V127H142ZM150 126V127H149ZM180 126V127H179ZM77 127V128H76ZM126 127V128H125ZM154 127V128H153ZM69 128V129H68ZM75 128V129H74ZM105 128V130H104ZM181 128V129H180ZM4 129V130H3ZM45 129V130H43ZM89 129V130H88ZM103 129V130H102ZM113 129V130H112ZM184 129V130H183ZM118 130V131H116ZM160 130V131H159ZM5 131V132H3ZM91 131V132H90ZM93 131V132H92ZM108 131V132H107ZM136 131V132H135ZM140 131V132H139ZM185 131V132H184ZM199 131V132H198ZM6 132H7V135H6ZM122 132V133H121ZM161 132V133H160ZM218 132V133H217ZM222 132V133H221ZM41 133V132H40ZM103 133V134H102ZM115 133V134H113ZM134 133V134H133ZM160 133V134H159ZM229 133V134H228ZM3 134V135H2ZM80 134V135H79ZM87 134V135H86ZM92 136H91V135ZM105 134V136H103ZM125 134V136H124ZM163 134V135H162ZM183 134V135H182ZM5 135V137H4ZM79 135V136H78ZM90 137H89V136ZM95 135V136H94ZM102 135V136H101ZM127 135V136H126ZM229 135V136H228ZM83 136V137H82ZM113 136V138H112ZM129 136V137H128ZM214 136V137H213ZM221 136V137H220ZM105 137V138H104ZM129 139H128V138ZM138 137V138H137ZM187 137V138H186ZM224 137V138H223ZM230 139H229V138ZM7 138V139H6ZM72 138L74 139V141L72 140ZM180 138V139H179ZM192 138V139H191ZM105 139V140H104ZM115 139V140H114ZM172 139V140H171ZM179 139V140H178ZM211 142H210V140ZM228 139V140H227ZM76 140V142H75ZM92 140H95V141H92ZM142 140V141H141ZM145 140V141H144ZM91 141V142H89ZM127 141V142H126ZM191 141V142H190ZM200 141V142H199ZM202 141V142H201ZM205 141V142H204ZM225 141V142H224ZM89 142V143H88ZM99 142V143H98ZM110 142V143H109ZM129 142V143H128ZM177 142V143H176ZM179 142V143H178ZM222 142V143H221ZM77 143V144H76ZM87 143V144H85ZM117 143H120L119 145H116ZM179 145V148L177 147L176 144ZM184 143V144H183ZM192 143V144H191ZM241 143V144H240ZM3 144V145H2ZM79 144V145H78ZM105 144V146H104ZM109 144V145H107ZM111 144V145H110ZM194 144V145H193ZM198 144V145H197ZM90 145V146H89ZM126 145V147H125ZM139 145V146H137ZM176 145V146H175ZM13 146L15 148H13ZM55 146L57 149H55ZM84 146H85V149H84ZM89 148H88V147ZM165 146H167L165 148ZM195 148H193V147ZM215 146V148H214ZM221 146V147H220ZM245 146V147H244ZM66 150H65V148ZM83 147V148H82ZM98 147V148H97ZM105 147V148H104ZM172 147V148H171ZM175 147L178 148L177 150V154H176V149ZM189 149H187V148ZM52 148V149H51ZM76 150H75V149ZM91 148V150H89ZM102 148V149H101ZM130 148V149H129ZM136 148V149H135ZM169 148V150H168ZM184 148V149H183ZM203 148V149H202ZM208 148V149H207ZM11 149V150H10ZM23 149L25 151H23ZM55 149V151H54ZM61 151V153L59 152V150ZM139 149V150H137ZM214 149V150H213ZM85 150V152H84ZM88 150V151H86ZM202 150V151H201ZM216 150V151H215ZM227 150H229V153H227ZM231 150V151H230ZM28 151V152H27ZM35 151V152H33ZM140 151V152H139ZM162 151V152H161ZM190 151V152H189ZM194 153H193V152ZM197 151V152H196ZM210 151V152H209ZM214 151V152H213ZM218 151V152H217ZM236 151V152H235ZM13 152V153H12ZM23 152V153H22ZM55 152V153H54ZM91 152V155L90 153ZM204 152V153H203ZM211 152L213 154H211ZM34 153V154H33ZM53 153V154H52ZM180 153V154H179ZM185 153V154H184ZM203 155H201V154ZM255 153V154H254ZM23 154V156L21 157V155ZM24 154H26V156H24ZM47 154H49L48 158L44 159L45 157H47ZM87 154V155H86ZM96 154V156H95ZM103 154V155H102ZM184 154V155H183ZM190 154H191V157H190ZM194 154V155H193ZM205 154V155H204ZM235 154V155H234ZM86 155V156H85ZM187 155V156H185ZM193 155V156H192ZM228 155V157H227ZM237 155V156H236ZM247 155V156H246ZM36 156V158H35ZM53 156V157H52ZM71 156V157H70ZM85 159V157H87ZM175 156V157H174ZM179 156V158L177 157ZM181 156V157H180ZM205 156V157H203ZM236 156V157H235ZM25 157V158H24ZM29 157V158H28ZM170 157V158H169ZM187 157V158H185ZM55 158L57 160H55ZM69 158V159H68ZM137 158V159H136ZM215 158V159H214ZM240 158V159H238ZM260 158V159H259ZM26 159V160H25ZM117 159L119 161H117ZM123 159V160H122ZM126 159V160H124ZM139 159V161H138ZM179 159V160H177ZM189 159V160H188ZM218 159V160H217ZM23 160V161H22ZM41 160V161H40ZM70 160V162H69ZM128 160V161H127ZM131 160V161H130ZM135 160V161H133ZM186 160V161H185ZM5 161H8V162H5ZM21 161V162H19ZM39 161V162H38ZM44 161V162H43ZM48 161V164H46ZM75 161V162H73ZM125 161V162H124ZM127 161V164H125ZM141 161V162H140ZM207 161V162H206ZM208 161H210L208 163ZM251 161V162H250ZM255 161V162H254ZM59 162V163H58ZM69 162V163H68ZM72 162L74 164H72ZM133 162V166L130 164ZM137 162L136 166H135V163ZM139 162V163H138ZM171 162V163H170ZM189 162V163H188ZM204 162V163H203ZM5 163V165H4ZM41 163V165L39 164ZM76 163V164H75ZM78 163V164H77ZM84 163V165H83ZM175 163V164H174ZM182 163V164H181ZM237 163V164H236ZM263 163V164H262ZM8 164V165H7ZM16 164V166H17ZM23 164V166H22ZM44 164V165H42ZM131 166H130V165ZM139 164V165H138ZM156 164V165H155ZM178 164V165H177ZM183 165V167L181 165ZM200 164V165H199ZM210 164V165H208ZM41 168L44 167V168ZM50 165V166H49ZM121 165V166H120ZM143 165V166H142ZM145 165V166H144ZM147 165V166H146ZM149 165V166H148ZM152 165V167H151ZM155 165V167H154ZM231 165V166H230ZM5 166V167H4ZM129 166L131 167L129 169ZM138 166H142L143 168L141 167H138ZM159 169H157L156 168ZM179 166V167H178ZM187 166V167H186ZM193 166V167H192ZM199 166V167H198ZM212 166V167H211ZM214 166V167H213ZM23 167V168H22ZM135 167V168H134ZM145 167V168H144ZM160 167V168H159ZM170 169H169V168ZM198 167V168H197ZM208 167V168H207ZM8 168V169H6ZM21 168V169H20ZM50 168V169H49ZM56 168V169H55ZM151 168V169H150ZM154 168V170H153ZM155 168L157 169V172H155ZM162 168V169H161ZM167 168V169H166ZM206 168V169H205ZM211 168V169H210ZM229 168V169H228ZM4 169V171H3ZM35 169H32L33 171H35ZM37 169V170H38ZM65 169V170H64ZM126 169V170H125ZM128 169V170H127ZM149 172H147L146 171ZM177 169V170H176ZM183 169V170H182ZM185 169V171H184ZM201 169V170H200ZM222 169V170H221ZM52 170V171H51ZM104 171L106 170L105 168L103 169ZM119 170V171H120ZM151 170V172H150ZM153 170V171H152ZM167 170V171H166ZM172 170V171H170ZM187 170V171H186ZM226 170V171H225ZM40 171H36L38 173V178L39 176L41 178H43V175L45 174L44 172L40 174ZM47 171V170H46ZM139 171V172H138ZM209 171V173H208ZM211 171V172H210ZM223 171V172H222ZM258 171V172H257ZM25 172V171H24ZM48 172V171H47ZM147 172V173H146ZM159 172V174H160ZM167 172V173H166ZM234 172V173H233ZM263 172V174L261 173ZM2 173V174H1ZM6 173V174H5ZM49 173V172H48ZM64 173V174H65ZM164 173V175H163ZM166 173V174H165ZM176 173V174H175ZM178 173H182V176L178 175ZM5 174V175H4ZM168 174V175H167ZM170 174V175H169ZM174 174V175H173ZM211 174V175H210ZM224 178H223V176ZM260 174V175H259ZM29 175V176H27ZM186 175V176H184ZM5 176V177H4ZM26 177H29V178H26V181L24 183L25 185V191H27L28 193L32 195H34L33 193L37 194V197L41 195L40 192H37V190L39 191V188H37L39 185V187H42L41 186V183L39 181H43L41 180H35V179H32L33 181L35 182H32L31 179H30V173L28 174H25ZM148 176V178H147ZM167 176V177H165ZM175 176V177H174ZM176 176L179 177V184L176 182V180L178 179ZM190 176V177H189ZM193 176V177H192ZM258 176V177H257ZM25 178L24 176H20V178ZM166 179H165V178ZM173 177V178H172ZM182 177V178H181ZM222 177V179H221ZM250 177V178H249ZM7 178V179H5ZM147 178V179H146ZM169 178V181L168 182V179ZM172 178V179H170ZM176 178V179H175ZM196 178V179H195ZM248 178V179H247ZM262 178V182L260 181ZM30 180V181H27ZM44 179V183L46 184V180H48V183H50V179L48 178H43ZM46 179V180H45ZM62 179V178H61ZM190 183H189V181ZM220 179V180H219ZM260 179V180H259ZM4 180H2V183L0 182V185L2 184L3 185V182ZM50 180V181H49ZM140 179L137 178L136 181H139ZM165 180V181H164ZM192 180V181H191ZM53 181V182H52ZM51 183L54 184L55 181H58V183L61 181L60 179H56V180H52ZM148 181V182H147ZM175 181V183H174ZM185 181V182H184ZM188 181V182H187ZM194 181V182H193ZM202 181V182H201ZM255 181V182H254ZM30 184H29V183ZM146 182V183H145ZM164 182V183H163ZM225 186H224V184ZM242 182V183H241ZM34 183L37 185V183H40L37 187L34 185ZM42 183L44 186H45V189H47L46 185ZM47 183V184H48ZM57 182H55V184H58ZM147 183H151L150 186H147ZM181 183V185H180ZM190 184V186H189ZM213 184V185H211ZM263 184V185H262ZM0 186L1 188H4L3 191L5 192V194H8L7 193V188L5 187V185L3 186ZM29 185V186H28ZM35 188H33L34 186ZM50 184H48L47 186H49ZM120 185V183H119ZM118 185V186H119ZM123 185V184H122ZM122 185H120V187L117 186L116 188V191L118 189V192L116 193H120V194H123L126 190L125 193H128L129 190H128V187H126V185L124 187H122ZM139 186V183L137 184ZM202 185V186H201ZM30 186H33V187H30ZM43 186V187H44ZM187 186V187H186ZM210 186V187H209ZM238 186V187H237ZM258 186V187H257ZM263 186V187H262ZM180 187V188H179ZM202 187V188H201ZM0 188V189H1ZM6 188V189H5ZM32 188V189H31ZM125 190H124V189ZM181 188L183 189V192H181ZM228 188V189H227ZM241 188V189H240ZM245 188V189H244ZM34 189V190H33ZM42 189V188H41ZM44 189V188H43ZM115 189V188H114ZM123 191L121 193V191ZM180 189V190H179ZM202 189V190H200ZM175 190V192H174ZM0 190V194H4V192ZM34 191V192H33ZM115 192V190H113ZM170 191V192H169ZM173 191V192H172ZM180 191V192H178ZM194 191V192H193ZM204 191V192H203ZM232 194H230L231 192ZM16 192V191H14ZM33 192V193H32ZM160 192V194H159ZM40 193V194H39ZM177 193V194H176ZM179 193V194H178ZM149 193H147L148 195ZM174 194V195H173ZM185 195L183 196V199L185 200L186 198V202L185 201H181L180 198L182 199V195ZM230 194V195H229ZM146 195V194H144ZM146 195V196H147ZM160 195V196H159ZM170 195V196H169ZM172 195V196H171ZM4 196V197H3ZM159 196V197H158ZM230 196V197H229ZM233 196V197H232ZM179 199H178V198ZM185 197V198H184ZM197 198V199H200V201H203V203L199 201L200 204H197L198 203V200L197 203L195 201V199H191L193 202L190 203V200L187 199V198ZM215 197V198H214ZM2 198V199H1ZM6 198V199H5ZM138 199L140 198L139 196L137 197ZM232 198V200L230 201L231 204H235V206L237 205V207H234L236 208L238 211H235L238 213V215L240 216H237L235 215L236 213L234 211H232L233 209H228V206L230 205V203L228 204V201ZM4 199V201H3ZM136 199V200H138ZM142 199V198H140ZM144 199V198H143ZM166 199V197H165ZM167 199V200H168ZM176 199L180 200L178 202L175 201ZM221 199V200H220ZM239 199V200H238ZM6 200L8 201V198L7 196L5 195H1L0 196V207L2 205V202L5 204V211L6 209L8 210V202L6 203ZM158 200V201H157ZM173 200L175 202H173ZM189 203H188V201ZM213 201L214 203L211 205L209 203H204L205 201ZM217 200H220V201H217ZM252 200V201H251ZM154 201L152 203H154ZM208 201V202H210ZM228 205H226V202ZM234 201V202H233ZM236 201V202H235ZM250 201V202H249ZM172 202L173 203H177V204H180L182 207H184V210L181 208V207H176L178 208L179 210H172V212L170 211L171 207H173L174 209L175 206L177 204H173V206H170L172 205ZM185 202V203H184ZM194 202L196 204H194ZM222 202V203H221ZM225 202V203H223ZM167 203V204H166ZM257 203V204H256ZM7 204V205H6ZM163 204L165 206H163ZM183 204V205H182ZM188 209H187V207ZM190 208H189V206ZM192 204L193 207H192ZM207 204H209V206H207ZM226 207H225V205ZM175 205V206H174ZM179 205V206H180ZM203 205V206H202ZM163 206V207H162ZM178 206V205H177ZM232 206V205H230ZM229 206V207H230ZM234 206V205H233ZM256 206V207H255ZM170 207V208H169ZM196 207V208H195ZM201 207V208H200ZM219 207V208H217ZM172 208V209H173ZM181 208V209H180ZM187 210H186V209ZM192 208L194 210V212L192 211ZM195 208V209H194ZM200 211H199V210ZM214 209V210H213ZM180 210H183L181 213H179L182 217V215H185L184 214V211L186 212V214L188 213L189 215L185 216V217H188L187 219V222H190L188 224H186V219H183L180 217L179 214H176L174 211H176L177 213L180 212ZM198 210V212H197ZM235 210V209H234ZM254 210V211H253ZM256 210V212H255ZM168 211V212H167ZM170 211V212H169ZM188 211V212H187ZM192 211V212H191ZM232 211V213H231ZM251 211V213H249ZM163 212L165 214H163ZM197 212V213H196ZM214 212V213H213ZM193 213V214H192ZM212 213V214H211ZM234 213V214H233ZM243 213V214H242ZM191 214H192V217L193 219H191ZM195 214H198V215H195ZM214 214V215H213ZM239 217V218H236L237 221L241 222V223H236L238 226H240L241 224V228L240 227H236L237 229H235V227L233 226V228L235 229L234 232L233 229H232V233H231V236H230V233H229V229L230 228V223L233 225L234 223V220L232 219L233 218V215ZM252 214V215H250ZM179 215V216H178ZM213 215V216H212ZM261 215V216H260ZM167 218H166V217ZM170 216V217H169ZM195 216V217H194ZM197 216V217H196ZM219 216V217H218ZM232 216V217H231ZM6 218H8V216H5ZM175 217V219L173 218ZM178 217L180 218L178 220ZM183 217V218H185ZM202 217V218H200ZM171 218V220L169 219ZM199 218V219H198ZM210 218V219H208ZM229 218V219H228ZM251 220H250V219ZM170 222L173 221L175 223H173L174 225L177 223L178 225L174 226L171 222L170 225H168L169 223H167L165 225V223L169 220ZM173 219V220H172ZM195 219V220H194ZM224 219V220H223ZM150 220H153V217L150 218ZM175 220V221H174ZM178 220V221H177ZM212 220V221H211ZM231 220H233L232 222H230ZM242 220V221H241ZM180 221H182L181 223H184L181 224L179 223ZM228 221V222H227ZM244 221V222H243ZM148 222L149 221V218H148ZM160 222V223H161ZM165 222V223H164ZM201 222V224H200ZM250 222V223H249ZM260 222V223H259ZM196 223V224H195ZM206 223V224H205ZM255 223V224H254ZM181 224V225H180ZM190 224H193V225H190ZM195 224V225H194ZM211 224V225H210ZM214 224L216 226H214ZM260 224V225H258ZM172 225V228L173 230H169V228L171 227ZM185 225V227H183ZM190 225V226H188ZM213 225V226H212ZM231 225V226H232ZM235 225V224H234ZM251 225V226H249ZM143 226V228H142ZM167 226H170L168 229H167ZM196 226V227H195ZM202 226V227H201ZM220 226V227H218ZM226 226V228H225ZM261 226V227H260ZM166 227V228H165ZM174 227V228H173ZM180 227H182V229H188V230H182ZM189 227V228H188ZM192 227V228H191ZM219 230H218V228ZM248 227V229H247ZM255 227V228H254ZM147 228V229H146ZM175 228H180V231L178 230H175ZM191 228V230H190ZM208 229L207 233L205 231V229ZM213 228V229H212ZM243 228V229H242ZM257 228V230H256ZM242 229V230H241ZM254 229V230H252ZM260 229V230H259ZM175 230V231H174ZM213 230V231H212ZM215 230V231H214ZM239 230V231H238ZM241 230V231H240ZM144 231V230H143ZM167 231V232H166ZM173 231V232H172ZM177 231V232H176ZM185 231L187 232V234L185 233ZM166 232V233H165ZM175 232L178 234H175ZM195 233V234H191V236L188 235V233ZM197 232V233H196ZM217 232V233H216ZM237 232H238V237H237ZM246 232V233H245ZM255 232V233H254ZM260 232L262 233L260 235ZM264 232V231H263ZM184 233H185V236H184ZM235 233V237L234 234ZM241 233V234H240ZM175 234V235H174ZM181 236H184L181 237ZM183 234V235H182ZM198 236H197V235ZM216 234V235H215ZM228 234V236H227ZM254 236H253V235ZM259 234V235H258ZM146 235V233H145ZM150 235V236H149ZM158 235V237H157ZM169 235V237H168ZM177 235V236H176ZM188 235V236H186ZM207 237H206V236ZM239 235L241 237L242 235V241L245 246L249 247V248H253V246L255 245V242L256 243H259V247H261V245L263 247L262 248V255L259 254V252L257 253V248L259 249V247L257 245H255L256 247L253 248L255 250L251 251L249 248H245V246L243 245H239L238 243V238H239ZM164 236V237H163ZM167 236V237H166ZM171 236V237H170ZM176 236V237H175ZM180 236V237H179ZM204 236V237H203ZM217 236V237H216ZM233 236V237H232ZM256 236V237H255ZM259 236V237H257ZM157 237V238H156ZM164 239L163 241H155V238L156 240H160L161 238ZM177 237H179L177 239ZM185 237H186V240L188 241V238L189 237V240L190 242H187L185 240ZM230 237V238H229ZM232 237V238H231ZM263 237V236H262ZM168 238V239H167ZM197 240H196V239ZM233 238H235V242L237 241V244L234 243L233 244ZM258 240L259 238V242L256 241V239ZM264 238V237H263ZM180 239V240H179ZM204 239V240H203ZM212 239V241H211ZM221 239V240H220ZM254 239V240H253ZM262 239V238H261ZM1 240V239H0ZM193 240V241H191ZM253 240V242H252ZM169 241V242H168ZM174 241V242H173ZM186 241V242H185ZM221 243H220V242ZM231 241V242H229ZM240 241V240H239ZM241 241V242H242ZM263 241V242H261ZM1 242L3 241H0V244ZM163 242V244H162ZM195 242V243H194ZM240 242V243H241ZM251 242V243H250ZM188 243L192 244V246L190 247V249H187L189 248L188 247ZM215 243V244H214ZM223 243V244H222ZM253 243V245H252ZM4 244V242H3ZM167 244V245H166ZM184 244V245H183ZM207 244V245H206ZM230 244V246H228ZM166 245V246H165ZM196 245V246H195ZM219 245V246H218ZM233 245V246H231ZM239 245V246H238ZM8 246V245H7ZM164 246V247H163ZM167 246L169 247L167 249ZM171 246V247H170ZM227 246V247H226ZM251 246V247H250ZM1 244L0 246V252L4 249V251H2L0 253V259L2 260V262L5 260L7 261L8 263V256L9 257H14V253H8V250L6 247ZM199 247V248H198ZM229 247V248H228ZM197 248V249H196ZM238 248V249H237ZM2 249V250H1ZM173 249V250H171ZM222 249V250H221ZM236 251H235V250ZM219 250V251H218ZM223 251H227V255L225 252ZM256 253H255V252ZM261 251V252H262ZM165 252V253H164ZM188 252V253H187ZM197 252V253H196ZM252 252V253H251ZM260 252V253H261ZM250 253V255H249ZM160 254V255H159ZM202 254V255H201ZM245 254V255H244ZM257 254V255H256ZM259 254V255H258ZM7 255V257H6ZM17 256L21 257L22 256V253L21 252H18L17 251ZM188 255V256H187ZM214 255V256H213ZM232 255V256H231ZM4 258H3V257ZM81 257L80 260H84V256L83 255H80ZM163 256V257H162ZM186 256V257H185ZM248 256V257H247ZM250 256V257H249ZM252 256V257H251ZM159 257H160V260H159ZM188 257V258H187ZM204 257V258H203ZM259 257V258H258ZM18 258V257H17ZM190 258V259H189ZM217 258V260H216ZM4 259V260H3ZM162 259V260H161ZM166 259V260H164ZM185 259V260H184ZM214 259V260H213ZM233 259V260H231ZM159 260V261H158ZM169 260V261H168ZM188 260L189 263H188ZM14 260H10V264H14L13 262ZM177 261V262H176ZM192 261V262H191ZM208 261V262H207ZM221 261V262H220ZM263 261H264V258H263ZM0 262V264L2 263ZM13 262V263H12ZM5 262H3L4 264ZM6 264V263H5ZM262 264V263H261Z\"/></svg>",
  "mask_w": 264,
  "mask_h": 264
},
{
  "label": "bare ground",
  "instance_id": "bare-ground-1",
  "mask_svg": "<svg viewBox=\"0 0 264 264\" xmlns=\"http://www.w3.org/2000/svg\"><path fill=\"white\" fill-rule=\"evenodd\" d=\"M11 1V0H10ZM15 1V0H14ZM21 1H23V0H21ZM45 1H47V0H45ZM49 1V0H48ZM47 1V2H48ZM51 2H52V0H50ZM54 1V0H53ZM56 1H58V0H56ZM67 1V0H66ZM69 1V0H68ZM80 1V0H79ZM84 1H87V3H88V0H84ZM90 1V0H89ZM176 1H178V0H176ZM209 1V0H208ZM215 0H212V2H214ZM223 1V0H222ZM243 1V3H244V0H242ZM248 1V0H247ZM251 1V0H250ZM262 1V0H261ZM12 2V1H11ZM24 2V1H23ZM45 2V5L47 6L48 5V3H49V5H50V2ZM60 2V1H59ZM59 2H57L58 4H59ZM81 2V1H80ZM79 2V3H80ZM92 2V1H91ZM116 2V1H115ZM216 2V1H215ZM218 2V1H217ZM227 2V1H226ZM246 2V1H245ZM256 2V1H255ZM263 2V1H262ZM15 3H17V2H15ZM14 3V4H15ZM18 3H19V0H18ZM25 3V2H24ZM32 3H35V2H32ZM47 3V4H46ZM62 3H64V2H62ZM65 3H67V2H65ZM90 3V2H89ZM88 3V4H89ZM125 3V2H124ZM182 3V2H181ZM221 3V2H220ZM242 3V4H243ZM259 3H260V1H259ZM13 3L11 4L12 6L14 5ZM26 4V3H25ZM31 4V3H30ZM68 4V3H67ZM78 4V3H77ZM81 4H82V2H81ZM83 4H85L84 2H83ZM82 4V5H83ZM88 4H85V5H83V7L84 6H86V5H88ZM91 4V3H90ZM90 4H89V6H90ZM113 4V3H112ZM116 4V3H115ZM119 4V3H118ZM121 4V3H120ZM119 4V5H120ZM123 4V3H122ZM158 4V3H157ZM206 4V3H205ZM213 3H210V5H209V8H211L213 5H215V4H213ZM241 4V5H242ZM249 4V3H248ZM16 5V4H15ZM40 5V4H39ZM44 5V4H43ZM48 5V6H49ZM54 6V3L52 2V4H51V6ZM55 5H56V2H55ZM66 4H64V7L66 8V6H65ZM68 5H70V4H68ZM67 5V8L66 9H70V10H73L72 8H73V6H68ZM176 5V4H175ZM180 5V4H179ZM182 5V4H181ZM224 5V4H223ZM247 5V4H246ZM249 5H251V4H249ZM256 5V4H255ZM261 5H262V3H261ZM260 5V6H261ZM11 6V7H12ZM18 6V5H17ZM19 6H23V5H19ZM33 6V5H32ZM38 6V5H37ZM51 6L49 7V8H51ZM59 6V5H58ZM61 6H62V4H61ZM75 6V5H74ZM124 6V5H123ZM157 6V5H156ZM216 6V5H215ZM235 6V5H234ZM244 6V5H243ZM259 6V7H260ZM10 7V8H11ZM13 7H15V6H13ZM29 7V6H28ZM44 7V6H43ZM56 7V6H55ZM64 7H63V12L65 13V11H66V9H65V11H64ZM68 7H72V8H68ZM78 7V6H77ZM178 7V6H177ZM180 7V6H179ZM254 7H258V3H257V6H254ZM262 7V6H261ZM9 8V7H8ZM21 8V7H20ZM46 8V7H45ZM43 9V12H44V10L46 11V9ZM61 8V7H60ZM76 7H74V12L73 11H71V14H72V12H73V15H75L76 13H75V9ZM78 8H80V10H81V12H82V9H83V11H85V9L86 10H88L89 9V7L88 8H82V6L80 5V7H78ZM94 8H96V7H94ZM99 8V7H98ZM163 8V7H162ZM212 8H214V7H212ZM220 8V7H219ZM252 8H253V6H252ZM251 8V9H252ZM1 9V8H0ZM34 8H32V10H33ZM35 9H37L38 10V7L37 8H35ZM52 9H55V8H52ZM128 9V8H127ZM129 9H131L130 7H129ZM215 9V8H214ZM244 9V8H243ZM263 9L264 8H260V10H262L263 11ZM8 10V9H7ZM9 10H11V9H9ZM13 10H15L16 11V8H14ZM31 10V11H32ZM49 10V9H48ZM56 10V9H55ZM70 10H67V11H70ZM78 10V9H77ZM90 10H92V9H89V12H90ZM94 10V9H93ZM212 10V9H211ZM259 10V9H258ZM258 10H256V12L258 13ZM2 11V10H1ZM5 11V10H4ZM17 11H18V9H17ZM54 11V10H53ZM126 11H132V10H126ZM186 11V10H185ZM191 11H194V10H191ZM190 11V12H191ZM196 11V10H195ZM204 11V10H203ZM209 11H210V9H209ZM221 11V10H220ZM229 11V10H228ZM246 12H247V10H245ZM253 11V10H252ZM12 12H14V11H12ZM12 12H10V13H12ZM36 12V11H35ZM42 12V13H43ZM51 12V10L49 11V13ZM86 12V14L88 13V11H85ZM85 12H83V14L81 13V16L82 15H84V13ZM98 12V11H97ZM125 12V11H124ZM160 12V11H159ZM188 12V11H187ZM207 12H208V9H207ZM212 12H213V10H212ZM215 12V11H214ZM213 12V13H214ZM216 12H217V10H216ZM215 12V13H216ZM219 12V11H218ZM218 12L216 13L217 15H220V14H218ZM249 12V11H248ZM255 11H254V14L256 13ZM260 12V11H259ZM6 13H8V12H6ZM9 13V14H10ZM22 13H24V12H22ZM53 13V12H52ZM51 13V15L52 16H54L53 14ZM67 13V12H66ZM65 13V14H66ZM75 13V14H74ZM105 13V12H104ZM131 13V12H130ZM134 12H132V14H133ZM163 13V12H162ZM167 13V12H166ZM180 13V12H179ZM196 13H197V11H196ZM195 13V14H196ZM215 13L214 14H212L213 16L215 15ZM21 14V13H20ZM33 14V13H32ZM40 14V13H39ZM46 15V14H48V13H43V15ZM77 14H79V11H78V13ZM85 14V15H86ZM95 14H96V12H95ZM161 14V13H160ZM169 14V13H168ZM167 14V15H168ZM194 14V13H193ZM211 14V13H210ZM227 14H228V12H227ZM227 14H225V15H227ZM230 14V13H229ZM228 14V15H229ZM254 14L252 13V17L254 16ZM261 14H263V13H260V14H258L259 15V18H258V16L256 17V18H258V19H260V15ZM8 15V14H7ZM5 16L4 17V19L5 18H7V17H9V16H11V15H8V16ZM17 15H19V14H16V16ZM42 15V14H41ZM43 15H42V17H43ZM72 15V16H73ZM80 15V14H79ZM92 15V14H91ZM121 15V14H120ZM234 15V14H233ZM247 15H249V14H247ZM246 15V16H247ZM4 16V15H3ZM15 16V15H14ZM20 16V18H21V15H19ZM29 16V15H28ZM27 16V17H28ZM39 15H36V16H34L33 17V21L34 22H36L35 20V18L36 17H38ZM65 16H67V15H65ZM88 16V15H87ZM90 16V15H89ZM122 16V15H121ZM123 16H124V13H123ZM129 16H131V15H129ZM197 16V15H196ZM206 16H208L209 17V12H208V15H205V16H201V17H206ZM212 16V17H213ZM221 16V15H220ZM223 16V15H222ZM230 16H232V15H230ZM229 16V17H230ZM255 16H256V14H255ZM254 16V17H255ZM263 16H264V14H263ZM23 17V16H22ZM25 17V16H24ZM40 17V16H39ZM38 17V18H39ZM85 17V16H84ZM91 17V16H90ZM89 17V18H90ZM111 17H112V15H111ZM114 17V16H113ZM119 17V16H118ZM135 17V16H134ZM166 17H168V16H166ZM217 17H219V16H217ZM224 17V16H223ZM227 17V16H226ZM235 17V16H234ZM233 17V19H234V21H235V18ZM11 18H12V16H11ZM10 17H9V21H10V19H11ZM15 18V17H14ZM26 18V17H25ZM28 18H30V17H28ZM41 18V17H40ZM59 18V17H58ZM73 18V17H72ZM88 17H85V20L87 19ZM94 18V17H93ZM125 20H124V19ZM122 19L124 20V21H126V23L124 22V21H122V22H124L125 24H128L127 23V20H126V18L125 17H123ZM200 18V17H199ZM204 18H202V19H200V21H198V25L197 26H200V24H199V22H201ZM207 18V17H206ZM216 18V17H215ZM221 19H223L222 17H220ZM3 19V18H2ZM13 19V18H12ZM16 19V18H15ZM23 19V18H22ZM31 20H32V18H30ZM60 19V18H59ZM65 19V18H64ZM79 19V18H78ZM110 19V18H109ZM121 19V18H120ZM127 19H129V18H127ZM165 19V18H164ZM167 19V18H166ZM210 20L211 19V17L210 18H207V19H205V20ZM219 19V18H218ZM232 19V20H233ZM241 19H242V17H241ZM251 19H253V22H254V18H251ZM6 20V19H5ZM14 20V19H13ZM28 20L29 19H27V20H23V22H25V24L28 22ZM39 19H37V21H38ZM67 20V19H66ZM68 20H69V17H68ZM74 20V19H73ZM84 19H82V21L84 22L85 21ZM92 19H87V21L86 22H90ZM117 20H118V18H117ZM211 20H214V19H211ZM210 20V21H211ZM216 20V19H215ZM225 20H226V18H225ZM245 20V19H244ZM8 21V20H7ZM15 22L17 21V20H14ZM14 21H13V23H14ZM20 23H21V19L20 20H18ZM161 21H162V19H161ZM166 21V20H165ZM169 21V20H168ZM204 21V20H203ZM203 21L201 22V24L203 23ZM218 21H220L221 23H222V21L221 20H217L216 22H218ZM224 21V20H223ZM252 20H250V22H251ZM260 21H263V18L260 20ZM5 22V21H4ZM31 22V21H30ZM33 22V23H34ZM51 22V21H50ZM49 22V23H50ZM60 22V21H59ZM78 22V21H77ZM83 22H81L80 21V23H83ZM93 22H94V19H93ZM93 22H90L91 24L93 23ZM146 22V21H145ZM214 24H216V25H218L216 22H214V21H212ZM220 22H219V25H220ZM236 22V21H235ZM240 22H241V20H240ZM255 22H258L257 20H255ZM254 22V23H255ZM12 23V24H13ZM18 23V22H17ZM79 23V22H78ZM111 23H112V21H111ZM116 23V22H115ZM119 23V22H118ZM152 23V22H151ZM157 23V22H156ZM163 23V22H162ZM166 23V22H165ZM190 22L188 21V24H189ZM205 23V22H204ZM212 23V24H213ZM227 23H230V22H228V19H227ZM227 23H225L226 25H227ZM6 24V23H5ZM5 24L4 25H0V26H4V29H5V27H7V29H9L8 27L11 25H7V26H5ZM8 24V23H7ZM15 24V23H14ZM22 24L24 25V23H21V24H18L19 26H22ZM29 24H31V23H29ZM35 24V23H34ZM55 24V23H54ZM77 24V23H76ZM99 24V23H98ZM120 24V23H119ZM160 24V23H159ZM187 24V25H188ZM223 24V23H222ZM232 24V23H231ZM236 24H238V23H236ZM236 24H232V25H235L236 26ZM241 24V23H240ZM251 24H252V22H251ZM261 24V23H260ZM264 24V23H263ZM262 24V25H263ZM15 25H17V24H15ZM36 25V24H35ZM41 25V24H40ZM80 25V24H79ZM83 26L85 25V27H83L82 26V29L84 28V30H85V28H86V26L88 25V23H87V25H86V23L84 24H82ZM94 25H97L96 23L95 24H93V26ZM103 25V24H102ZM111 25V24H110ZM115 25V24H114ZM117 25V24H116ZM130 25V24H129ZM161 25H163V24H161ZM165 25V24H164ZM216 25L214 26L215 28H216ZM225 25V27H227ZM229 25V24H228ZM256 25V24H255ZM257 25H259V22L257 23ZM256 25V26H257ZM260 26V28L262 27L263 28V26ZM25 26H27V24L25 25ZM25 26H23L24 28H25ZM37 26V25H36ZM49 26V25H48ZM93 26L92 25H90L89 24V27H92L93 28ZM98 26V25H97ZM99 26H100V24H99ZM105 26H107V25H105ZM105 26H103L104 27V29H105ZM122 26V25H121ZM128 26V25H127ZM127 26H125L126 28H129V26L127 27ZM137 26V25H136ZM139 26V25H138ZM141 26V25H140ZM139 26V27H140ZM153 26V25H152ZM186 26V25H185ZM250 26V25H249ZM16 27H18V26H16ZM16 27L13 25V28H12V25H11V30H13L14 28L16 29ZM80 27V26H79ZM89 27H87L89 30H90V28ZM101 28H103L102 26H100ZM108 27V26H107ZM119 27H120V25H119ZM118 27V28H119ZM124 27V26H123ZM139 27H137V29H139ZM142 29L141 30H143V24H142ZM140 27V28H141ZM151 27V26H150ZM188 27V26H187ZM191 27V26H190ZM203 27V26H202ZM220 27V26H219ZM1 28V27H0ZM3 28V27H2ZM19 28V27H18ZM27 28V27H26ZM33 28V27H32ZM44 28V27H43ZM43 28H41L42 29V32L44 31L43 30ZM81 28V27H80ZM96 28H98V27H96ZM122 29V32H123V30H125V31H127V29ZM131 28V27H130ZM199 28V27H198ZM205 28V27H204ZM209 28H210V25H209ZM218 28V27H217ZM216 28V29H217ZM230 28H231V26H230ZM235 28V27H234ZM249 28V27H248ZM256 28V27H255ZM257 28H259V27H257ZM23 29V28H22ZM30 29V28H29ZM104 29H103V32H104ZM110 29V28H109ZM109 29H108V31H109ZM133 29H135L136 31H138L136 28H132V30ZM145 29V28H144ZM151 29H152V27H151ZM157 29H159L158 28V26L156 27V30ZM233 29V28H232ZM247 29V28H246ZM250 29V28H249ZM251 29H253V27L251 28ZM251 29H250V32H249V34L251 33ZM76 30V29H75ZM83 30V32L84 33H82L83 35L85 34L86 35V33H87V38H88V31L86 32V31H84ZM93 30V29H92ZM92 30H90V33H91V31ZM95 30V29H94ZM97 30V34L99 33V31H98V29H96ZM100 30H102V29H100ZM111 30V29H110ZM134 30V31H135ZM140 30V29H139ZM188 31H189V29H187ZM200 30H201V28H200ZM218 31H219V28L217 29ZM242 30V29H241ZM254 30H257V29H254ZM259 30V29H258ZM261 30V29H260ZM263 30V29H262ZM261 30V31H262ZM2 31H6V33L8 32L9 34H10V30H3L2 29ZM14 31V30H13ZM40 31V30H39ZM46 31V30H45ZM124 31V32H125ZM130 31H131V29H130ZM135 31V32H136ZM144 31V30H143ZM166 31V30H165ZM203 30H201V32H202ZM221 31V30H220ZM219 31V32H220ZM234 31V30H233ZM237 31V30H236ZM264 31V30H263ZM1 32V31H0ZM23 32H24V30H23ZM30 32V31H29ZM47 32L48 31H46L45 33L47 34ZM64 32V31H63ZM79 32V31H78ZM121 32V33H122ZM123 32V33H124ZM134 32V33H135ZM141 32V31H140ZM153 32V31H152ZM206 32H208V31H206ZM205 32V33H206ZM217 32V31H216ZM219 32H217V33H219ZM225 32V31H224ZM231 32V31H230ZM253 32V31H252ZM256 32V31H255ZM258 32V31H257ZM8 33H7V38H8ZM11 33H14V32H12L11 31ZM22 33V32H21ZM39 33H41V32H39ZM48 33H50V31L48 32ZM55 33V32H54ZM53 33V34H54ZM80 33H81V31H80ZM106 33H108L109 34V32H106ZM121 33H119V35L121 34ZM129 33V34H128ZM127 33V35H131V37L133 36L132 35V33H133V31L131 32V34H130V32H128ZM144 33V32H143ZM154 33H156V32H154ZM153 33V35H156V34H154ZM160 33H161V31H160ZM159 33V34H160ZM164 33V32H163ZM165 33H168V32H165ZM189 34H188V44H187V52H188V54L186 55V60L188 61V62H190V63H193L195 60H201L202 62H208V63H214V62H217V63H219V60H221V54H220V52H219V54H217L218 52H217V48L219 49L220 47H216V45H215V47L216 48H214V50L215 51H211V50H213V49H210V47H209V49H210V51H207V49L205 50V46L207 45V43L204 41V40H202V37H201V39L199 40V36H198V31H195V33H193V31L192 30H190L189 32H188ZM211 33H212V31H211ZM216 33V34H217ZM246 33V32H245ZM244 33V34H245ZM1 34V33H0ZM27 34V33H26ZM42 34V33H41ZM52 34V35H53ZM77 34V33H76ZM92 34H95V32L93 33H91V35ZM138 35H139V33H137ZM142 34V33H141ZM140 34V35H141ZM145 34V33H144ZM150 34V33H149ZM148 34V35H149ZM162 34V33H161ZM200 34V33H199ZM225 34V36H226V33H224ZM229 34V33H228ZM227 34V35H228ZM249 34L247 35V39L249 38L248 36H249ZM257 34V33H256ZM259 34V33H258ZM263 34V33H262ZM2 35H4V32L2 33ZM1 35V36H2ZM22 35V34H21ZM20 35V36H21ZM23 35H24V33H23ZM21 36L22 37V39H23V37H25V36H27V35H25V36ZM32 35V34H31ZM39 35V34H38ZM37 35V37H39ZM48 35V34H47ZM46 35V36H47ZM57 35V34H56ZM75 35V34H74ZM114 35V34H113ZM123 35V34H122ZM121 35V36H122ZM143 35V34H142ZM169 35V34H168ZM181 35H182V33H181ZM202 35V34H201ZM220 35V34H219ZM245 35V36H246ZM261 35V34H260ZM259 35V36H260ZM12 36V35H11ZM15 36V35H14ZM14 36H13V38H14ZM41 36V35H40ZM86 36H84L85 38H86ZM95 36H97L96 34H95ZM99 36V35H98ZM152 36V35H151ZM150 36V37H151ZM156 36H158V34L156 35ZM163 36H167V35H163ZM171 36V35H170ZM178 36V35H177ZM186 36H187V33H186ZM204 36V35H203ZM216 36V35H215ZM258 36V35H257ZM256 36V37H257ZM262 36V35H261ZM16 37V36H15ZM32 37V36H31ZM43 36H41V38H42ZM50 37V36H49ZM53 37V36H52ZM91 37H93V35L91 36ZM112 37V36H111ZM146 37V36H145ZM155 36H153V38H154ZM159 37V36H158ZM168 37V36H167ZM172 37V36H171ZM183 37V36H182ZM181 37V38H182ZM212 37V36H211ZM254 38V36H253V34L251 35V38ZM263 37H264V35H263ZM32 38H34V37H32ZM55 38V37H54ZM58 38V37H57ZM77 38V37H76ZM87 38H86V40H87ZM89 38H90V34H89ZM93 38H96V37H93ZM104 38V37H103ZM102 38V39H103ZM120 38V37H119ZM134 38H137V37H134ZM140 38V37H139ZM152 38V39H153ZM157 38V37H156ZM155 38V40H158V39H156ZM161 38V37H160ZM164 38V37H163ZM163 38H161V39H163ZM206 38V37H205ZM210 38V37H209ZM216 38V37H215ZM226 38V37H225ZM229 38V37H228ZM227 38V39H228ZM261 38V37H260ZM1 39V38H0ZM5 39H6V34H5ZM15 39V38H14ZM21 39V41H19V43L20 42H22L23 40ZM43 39H44V37H43ZM46 39V38H45ZM60 39V38H59ZM58 39V40H59ZM74 39V38H73ZM97 39V38H96ZM104 39H106V38H104ZM114 39H116V38H114ZM143 39V38H142ZM141 39V40H142ZM151 39V40H152ZM185 39H187V38H185ZM213 39H214V37H213ZM217 39V38H216ZM215 39V41H217ZM223 39V38H222ZM241 39V38H240ZM240 39H237V40H239V41H241ZM250 39V38H249ZM254 39H256V38H254ZM3 40V39H2ZM1 40V41H2ZM7 40H9V39H7ZM6 40V42H8ZM10 40H12L11 38H10ZM18 40V39H17ZM39 40V39H38ZM47 40V39H46ZM56 40V39H55ZM76 40V39H75ZM89 40V39H88ZM91 38H90V43H91V45L93 44L92 42H91ZM99 40V39H98ZM129 40H130V37H129ZM140 40V41H141ZM146 40H147V38H146ZM148 40H149V38H148ZM154 40V39H153ZM164 40H165V38L162 40L163 41V43H164ZM179 40V39H178ZM206 40V39H205ZM236 40V41H237ZM5 41V40H4ZM27 41V40H26ZM30 41V40H29ZM40 41H41V39H40ZM39 41V42H40ZM50 41V40H49ZM93 41V40H92ZM94 41H97V40H94ZM103 40H100V42H102ZM107 41V43H108V40H106ZM106 41H104V42H106ZM114 41V40H113ZM123 41V40H122ZM132 41V40H131ZM136 41H138V42H136L137 44L139 43V40H137L136 39ZM160 40H158V41H156L157 42V44H158V42H159ZM167 41V40H166ZM168 41H169V39H168ZM168 41H167V43H168ZM181 41V40H180ZM208 41V40H207ZM214 41V40H213ZM28 42V41H27ZM39 42H38V44H36V45H39ZM56 42V41H55ZM71 42V41H70ZM98 42V41H97ZM103 42V43H104ZM109 42H110V39H109ZM116 42H117V40H116ZM142 42H144V41H142ZM141 42V46H142V43ZM155 42V43H156ZM170 42V41H169ZM172 42V41H171ZM175 42V41H174ZM218 42H219V40H218ZM217 42V43H218ZM225 42H226V39H225ZM229 42H231V41H229ZM244 43L245 42H247L246 40H244L243 41ZM255 42H256V40H255ZM23 43V42H22ZM42 43V42H41ZM45 43H47V42H45ZM59 43V42H58ZM73 43H74V41H73ZM72 43V44H73ZM113 43V42H112ZM130 43V42H129ZM178 43H179V41H178ZM212 42H210V44H211ZM217 43H214V44H217ZM222 43V42H221ZM240 43V42H239ZM4 44V43H3ZM6 44V43H5ZM5 44H4V49H5ZM11 44L14 46V44L11 42ZM27 44V43H26ZM49 44V43H48ZM78 44V43H77ZM95 44V43H94ZM97 44V43H96ZM100 44V43H99ZM102 44V43H101ZM110 44V43H109ZM149 44V43H148ZM147 44V45H148ZM157 44H155L156 46H157ZM159 44L161 45L162 43L161 42H159ZM166 44V43H165ZM182 44H184L183 42H182ZM222 44H224V43H222ZM247 44H249V42H247ZM250 44H252L251 42H250ZM256 44V43H255ZM260 44V43H259ZM263 44V43H262ZM7 45H8V43H7ZM6 45V46H7ZM22 46H24L25 44H21ZM32 45V44H31ZM111 45V44H110ZM109 45V46H110ZM139 45V44H138ZM146 45V44H145ZM155 45H153L154 47H155ZM159 45V46H160ZM164 45V44H163ZM170 45V44H169ZM169 45H164L165 47L163 48L162 46V48H163V51L165 52V48H166V46H169ZM185 45V44H184ZM183 45V46H184ZM236 45V44H235ZM241 45V44H240ZM239 45V46H240ZM252 45H254V43L252 44ZM252 45H249V47L250 46H252ZM3 46V45H2ZM2 46H0V47H2ZM9 46V45H8ZM12 46V47H13ZM45 46V45H44ZM47 46V45H46ZM49 46V45H48ZM52 46V45H51ZM84 46V45H83ZM87 46V45H86ZM93 46V48H96V47H94L95 45H92ZM100 46H102V45H100ZM105 46V50H106V46H108V45H104ZM108 46V47H109ZM114 46V45H113ZM112 46V47H113ZM119 46V45H118ZM125 46H126V43H125ZM149 46V45H148ZM147 46V47H148ZM152 46V47H153ZM243 46V45H242ZM255 46V45H254ZM259 46V45H258ZM261 46V45H260ZM11 47V46H10ZM16 47V46H15ZM18 47V46H17ZM25 48L24 49H26V50H28L26 47H29V45L28 46H24ZM38 47V46H37ZM60 47V46H59ZM128 47V46H127ZM144 47V46H143ZM212 47V46H211ZM248 47V46H247ZM3 48V47H2ZM29 48H31V47H29ZM35 48V47H34ZM48 48V47H47ZM46 48V49H47ZM74 48V47H73ZM78 48V47H77ZM93 48H92V51H90V52H93ZM101 48H103V47H101ZM123 48V47H122ZM142 48V47H141ZM149 48V47H148ZM182 48V47H181ZM252 47H250L249 49H251ZM1 49V48H0ZM6 49H7V47H6ZM45 49V48H44ZM50 49V48H49ZM55 49V48H54ZM71 49V48H70ZM97 49V48H96ZM124 49H125V47H124ZM134 49V48H133ZM140 49V48H139ZM147 49V48H146ZM150 49V48H149ZM167 49V48H166ZM221 49V48H220ZM227 49V48H226ZM257 49V48H256ZM8 50H9V48H8ZM8 50H6L7 52H8ZM10 50H11V48H10ZM36 50V49H35ZM38 50H39V48H38ZM48 50V49H47ZM79 50H81V49H79ZM78 50V51H79ZM87 50V49H86ZM95 50V49H94ZM104 50V49H103ZM103 50H102V53L104 54V52H103ZM110 50V49H109ZM126 50H127V48H126ZM129 50V49H128ZM228 50H230V49H228ZM232 50V49H231ZM231 50L229 51L230 53H231ZM235 50V49H234ZM1 51V50H0ZM2 51H4L3 49H2ZM40 51V50H39ZM44 51V50H43ZM76 51H77V49H76ZM107 51V50H106ZM112 51H113V49H112ZM130 51V50H129ZM152 51V50H151ZM154 51V50H153ZM167 51V50H166ZM176 51V50H175ZM233 51V50H232ZM252 51V50H251ZM258 51V50H257ZM256 51V52H257ZM7 52H6V54H7ZM28 52H30V51H28ZM28 52H26V53H28ZM33 52H35L36 53V51H33ZM51 52H53V51H51ZM54 52H55V50H54ZM86 52V51H85ZM110 52V51H109ZM127 52V51H126ZM131 52V51H130ZM159 52H160V48H159ZM163 52V53H164ZM183 52V51H182ZM226 52H228V51H226ZM225 52V53H226ZM238 52V51H237ZM4 53H5V51H4ZM3 53V54H4ZM21 53V52H20ZM24 53V52H23ZM22 53V54H23ZM48 53L50 54V52H49V50H48ZM57 53H58V51H57ZM56 53V54H57ZM61 53V52H60ZM69 53V52H68ZM75 53V52H74ZM97 53V52H96ZM95 52H94V54H96ZM108 53V52H107ZM125 53V52H124ZM139 53V52H138ZM137 53V54H138ZM167 53V52H166ZM172 53H174V52H172ZM201 53V54H200ZM202 53H204V55L202 54ZM222 53V52H221ZM249 53H251V52H249ZM258 54L257 55H259V52H257ZM3 54H0V55H3ZM19 54V53H18ZM32 54V52L30 53V55ZM39 54V53H38ZM46 54V53H45ZM70 54V53H69ZM68 54V55H69ZM80 54H82V50H81V52H80ZM87 54V53H86ZM92 54V53H91ZM99 54V53H98ZM97 54V55H98ZM102 54V56H104ZM113 54V53H112ZM114 54H116L115 53V51H114ZM122 53H120V55H121ZM143 54V53H142ZM161 54H162V49H161ZM170 54V53H169ZM175 54H177V52L175 53ZM197 54H200V56H202V59H200L199 58V56H197ZM235 54V53H234ZM243 54V53H242ZM246 54V53H245ZM247 54H248V51H247ZM8 55H10L9 54V52H8ZM17 55V54H16ZM20 55V54H19ZM28 55H29V53H28ZM64 55V54H63ZM75 55H76V53H75ZM88 55L89 56H91L89 53H88ZM93 55V54H92ZM105 55L107 56V54L105 53ZM108 55H110V54H108ZM118 55V54H117ZM117 55H115L116 56V58L113 60V62L115 61H117ZM123 55V54H122ZM133 55V54H132ZM131 55V56H132ZM145 55V54H144ZM149 55V54H148ZM172 55V54H171ZM170 55V56H171ZM225 55V54H224ZM244 55V54H243ZM242 55V56H243ZM4 56V55H3ZM33 56H35V55H33ZM44 56V55H43ZM51 56H53L54 57V55H51ZM50 56V57H51ZM61 56V55H60ZM71 56V55H70ZM70 56H69V58H70ZM89 56H87V58H89ZM112 56V55H111ZM110 56V57H111ZM119 56V55H118ZM128 56V55H127ZM130 56V55H129ZM147 56V55H146ZM162 56V55H161ZM253 56V53L251 54V57ZM260 56V55H259ZM16 57H18V56H16ZM30 57V56H29ZM36 57H38V58H40L39 56H36ZM50 57H48V58H50ZM53 57H52V59H53ZM59 57V56H58ZM65 57H67V54H66V56ZM95 57V56H94ZM109 57V56H108ZM107 57V58H108ZM123 57V56H122ZM134 57V56H133ZM145 57V56H144ZM246 57V56H245ZM250 57V58H251ZM1 58V57H0ZM3 58V57H2ZM9 58V57H8ZM7 57H6V59H8ZM22 58V57H21ZM34 58V57H33ZM38 58H36L37 60H38ZM68 58V59H69ZM102 58L103 57H101V60H102ZM140 58V57H139ZM163 58V57H162ZM180 58H181V56H180ZM255 57L253 56V59H254ZM5 59V60H6ZM16 59V58H15ZM20 59V58H19ZM24 59H25V57H24ZM30 59V58H29ZM44 59H45V57H44ZM64 59V58H63ZM62 59V60H63ZM66 59V58H65ZM67 59V60H68ZM72 59V58H71ZM92 59V58H91ZM103 59H106V57L105 58H103ZM125 59V58H124ZM144 59V58H143ZM143 59L141 60V58L138 60V59H136V61L138 60V61H143ZM148 59V58H147ZM160 59V58H159ZM244 59H246V58H244ZM249 59V58H248ZM261 59V58H260ZM14 60V59H13ZM27 60V59H26ZM41 60V59H40ZM75 61H76V59H74ZM74 60H72V61H74ZM84 60V59H83ZM87 60V59H86ZM122 60H123V58H122ZM131 60H133V59H131ZM145 60H146V58H145ZM162 60V59H161ZM174 60V59H173ZM180 60V59H179ZM232 60V59H231ZM259 60V59H258ZM4 61V60H3ZM9 61H10V59H9ZM12 61V60H11ZM15 61V60H14ZM36 60H33V62H32V60H31V63H34ZM46 61V60H45ZM49 61V60H48ZM51 61V60H50ZM55 61V60H54ZM61 61V60H60ZM71 61V60H70ZM90 61V60H89ZM105 61V60H104ZM110 61V60H109ZM124 61V60H123ZM134 62H135V60H133ZM151 61V60H150ZM182 61V60H181ZM250 61V60H249ZM257 61V60H256ZM1 62H2V60H1ZM8 62V61H7ZM18 62V61H17ZM27 62V61H26ZM25 62V63H26ZM64 62V61H63ZM69 62V61H68ZM79 62V61H78ZM103 61H101V63H102ZM118 62H119V60H118ZM117 62V63H118ZM133 62V63H134ZM146 62H148V61H146ZM146 62H145V64H146ZM166 62V61H165ZM246 62V61H245ZM244 62V63H245ZM252 62V61H251ZM259 62V61H258ZM5 63V62H4ZM4 63L2 64V63H0V64H2V66H4L5 67V65H4ZM9 63V62H8ZM23 63L24 62H22V66H23ZM49 63V62H48ZM52 63H55V62H52ZM51 62H50V64L51 65H53ZM62 63V62H61ZM61 63H59V64H61ZM74 63H76V62H74ZM73 63V64H74ZM82 63H83V61H82ZM91 63V62H90ZM99 64V65H102V64ZM105 63V62H104ZM132 62L130 61V64H131ZM159 63H161V62H159ZM178 63V62H177ZM231 63V62H230ZM234 63V62H233ZM243 63V64H244ZM263 63V62H262ZM7 64V63H6ZM10 64V63H9ZM12 64V63H11ZM10 64V65H11ZM28 64V66H31V64H30V60H29V63H27ZM26 64V65H27ZM30 64V65H29ZM46 65H47V62L45 63ZM49 64V65H50ZM64 64H65V62H64ZM71 64V63H70ZM86 64V63H85ZM92 64V63H91ZM114 64V63H113ZM116 64V63H115ZM114 64V65H115ZM120 63H118V64H116V67H117V65H119ZM124 64H125V62H124ZM123 64V66H125ZM139 64V63H138ZM143 64H144V62H143ZM148 64H149V62H148ZM176 64V63H175ZM183 64V63H182ZM246 64H248V63H246ZM259 64V63H258ZM257 64V65H258ZM20 65V64H19ZM25 65V64H24ZM50 65V66H51ZM55 65H56V63H55ZM93 65V64H92ZM113 65V66H114ZM133 64H131L130 66H132ZM151 64H149V66H150ZM189 65V64H188ZM251 65V64H250ZM21 66V65H20ZM48 66V65H47ZM54 66V65H53ZM72 66V65H71ZM103 66H104V64H103ZM105 66H106V64H105ZM105 66L103 67V69L101 68H99L98 69V71H102V70H104V68H105ZM122 66V67H123ZM178 66V65H177ZM212 66V65H211ZM249 66V65H248ZM260 66V65H259ZM13 65H12V68H10V70L11 71H13ZM17 67V66H16ZM23 67H25V71L24 70H22V71H24L26 74H27V72H26V66H23ZM22 67V68H23ZM32 67V66H31ZM30 67V68H31ZM37 67V66H36ZM49 67V66H48ZM52 67V66H51ZM51 67L49 68V70H51L52 71V75H55V74H57V73H55V74H53V72H55L54 71V69L53 68H56L55 66L54 67H52V69H51ZM70 67V66H69ZM92 67L93 66H91V69H92ZM99 67H101V66H99ZM107 67V66H106ZM115 67V66H114ZM119 67H121V66H119ZM121 67V73H122V69H124V68H122ZM135 68H136V66H134ZM140 67H142V64H141V66ZM140 67H138L137 66V68L140 70ZM152 66H150V67H146L145 69H147V68H151ZM168 67H170L171 68V66H170V64L169 63H164V68H168ZM175 67V66H174ZM174 67H172V68H174ZM6 68V67H5ZM5 68H3L2 67V69H1V67H0V70L1 71H3V69H5ZM18 68V67H17ZM33 68H35V67H33ZM71 68V67H70ZM69 68V69H70ZM75 68V67H74ZM77 68V67H76ZM130 68V67H129ZM143 68V67H142ZM141 68V70L143 71V69ZM156 68H158V67H156ZM243 68H244V66H243ZM246 68H247V66H246ZM9 69V68H8ZM15 69V68H14ZM19 70H20V72H21V67L20 68H18ZM18 69H15V70H18ZM67 69V68H66ZM90 68H89V70H91ZM106 70H107V68H105ZM112 69V68H111ZM127 69H128V67H127ZM154 68H152L151 70H150V72L148 73V72H146L147 73V77H148V84H147V82H146V84L147 85H149L150 84V87L152 86V95H150V97H156V96H159L160 98H162V96L164 97L165 95H167V94H169L170 93V83H169V81L166 83V85L163 87V89H161V90H156L157 89V83L155 82V76H157V72H159V70L157 69V70H153ZM181 68H179V70H180ZM261 69V68H260ZM43 70V69H42ZM60 70H62V69H60ZM71 70V69H70ZM81 70V69H80ZM85 70V69H84ZM109 70V69H108ZM115 72H116V69H113ZM125 70H126V67H125ZM125 70H124V72H125ZM130 70H132V68L131 69H129L128 71H130ZM134 70H136V69H134ZM140 70V71H141ZM178 70V71H179ZM7 71V70H6ZM11 71H9V73L11 74ZM36 71V70H35ZM45 71V70H44ZM51 71H50V76H51ZM57 71H59V70H57ZM82 71H83V68H82ZM101 71L99 72V73H101ZM117 71H118V68H117ZM128 71H126L125 73H126V76H125V74L123 75V76H125V77H127V73H128ZM148 71H149V69H148ZM171 71H172V69H171ZM239 71H241L240 70V67H237V69H236V72L235 73H238ZM246 71H247V69H246ZM245 71V72H246ZM5 72V71H4ZM19 71L17 72L16 71V73H18V75L17 74H15L16 76H20L21 74V77H23V74H25L24 72L22 73H20ZM34 72V71H33ZM65 72V71H64ZM81 72V71H80ZM93 72V71H92ZM108 72V71H107ZM115 72H113L112 73V75L113 74H116ZM123 72V73H124ZM2 73V72H1ZM13 73H15V72H12V74ZM20 73V74H19ZM49 73V72H48ZM69 73V72H68ZM75 73H77V72H75ZM83 73V72H82ZM89 73H90V71H89ZM88 73V74H89ZM95 73H96V71H95ZM94 73V74H95ZM104 73L105 74H107V75H109V73H106L105 72V70H104ZM103 72H102V75L104 74ZM172 73V72H171ZM243 73V72H242ZM248 73V72H247ZM259 73V72H258ZM4 73H2L1 75H3ZM10 75L9 76V74H8V76L9 77H11V76H13V75ZM36 74V73H35ZM43 74V73H42ZM59 74V73H58ZM78 74H80V73H78ZM119 74V73H118ZM130 74V73H129ZM131 74H134V73H131ZM141 74H143V72L141 73ZM144 74H145V72H144ZM176 74H177V72H176ZM239 74V73H238ZM33 75V74H32ZM63 76H64V74H62ZM97 75H99L98 73H97ZM96 75V76H97ZM101 75V74H100ZM111 75V76H112ZM137 75H138V73H137ZM241 75V74H240ZM246 75H248V74H246ZM250 75V74H249ZM49 76V75H48ZM61 76V75H60ZM69 76V75H68ZM87 76V75H86ZM92 76V75H91ZM110 76V75H109ZM109 76H107V78L109 77ZM115 76H117V74L116 75H114V78H115ZM119 77L121 76L120 74L118 75ZM139 76V75H138ZM14 78H15V76H13ZM54 77V76H53ZM55 77H57V79H58V76H56L55 75ZM55 77H54V79H55ZM62 77V76H61ZM66 77V76H65ZM65 77H62V78H64L65 79ZM69 77H71V76H69ZM98 77H100V76H98ZM103 77H104V75H103ZM122 77V76H121ZM128 77H129V75H128ZM127 77V78H128ZM132 77V76H131ZM137 77V76H136ZM136 77H134V78H136ZM169 77V76H168ZM2 78V77H1ZM17 78V77H16ZM24 78V77H23ZM71 78H73V77H71ZM85 78V77H84ZM94 78H97V77H94ZM102 78V77H101ZM105 78V77H104ZM106 78V79H107ZM113 77H111V79H112ZM145 78V77H144ZM9 79V78H8ZM8 79H7V81H8ZM10 79H12V78H10ZM49 80H50V78H48ZM52 79V78H51ZM54 79H53V82H54ZM64 79H62V81L64 80ZM74 79V78H73ZM109 79H110V77H109ZM120 79V78H119ZM129 79H131V78H129ZM129 79H127V80H129ZM195 79H197V78H195ZM257 79H259V78H257ZM19 80V79H18ZM23 80V79H22ZM56 80V79H55ZM70 80V79H69ZM82 80V79H81ZM93 80V79H92ZM91 80V81H92ZM97 80H98V83L97 84H99V82H100V79H96V81L95 82H97ZM116 80V79H115ZM120 80H123V78L122 79H120ZM120 80H119V82H120ZM125 80H126V78H125ZM143 80V79H142ZM147 80V79H146ZM237 80V79H236ZM13 81V80H12ZM12 81H11V83L10 84H12L13 85V83H12ZM24 81V80H23ZM26 81H27V78H26ZM25 81V83L27 84V82ZM59 81V80H58ZM58 81L56 80L55 81V84H58ZM66 81V80H65ZM76 81V80H75ZM105 81V80H104ZM107 81V80H106ZM114 81V80H113ZM112 81V82H113ZM118 81V80H117ZM144 81V80H143ZM173 81H175V80H173ZM10 82V81H9ZM8 82V83H9ZM45 83H47V81H44ZM52 82V81H51ZM60 82V81H59ZM64 82V81H63ZM73 82V81H72ZM80 82V81H79ZM102 82V81H101ZM100 82V83H101ZM123 82V81H122ZM127 82H129V81H127ZM126 82V83H127ZM15 83H16V81H15ZM14 83V84H15ZM20 83V82H19ZM23 83V82H22ZM37 83V82H36ZM50 83V82H49ZM61 83V82H60ZM59 83V84H60ZM111 83V82H110ZM117 83V82H116ZM121 83V82H120ZM120 83H119V85H120ZM125 83V82H124ZM123 83V85L125 86V84ZM172 83V82H171ZM48 84V83H47ZM51 84V83H50ZM58 84V85H59ZM78 84V83H77ZM97 84H95V85H97ZM103 83H101V85H102ZM115 84V83H114ZM249 84V83H248ZM17 85H18V82H17ZM22 85V84H21ZM37 85H38V83H37ZM64 85H65V82H64ZM69 85H71V84H69ZM100 85V84H99ZM99 85H97L98 86V88H97V86H95V90H97V89H99ZM113 85V84H112ZM127 85V84H126ZM144 85H145V83H144ZM144 85L142 84L141 86H143L144 87ZM146 85V86H147ZM172 85V84H171ZM14 86V85H13ZM13 86H12V88H13ZM47 86V85H46ZM51 86V85H50ZM53 86V85H52ZM56 86V85H55ZM60 86H62V84L60 85ZM73 86V85H72ZM115 86V85H114ZM138 86V85H137ZM140 86V87H141ZM145 86V87H146ZM11 87V86H10ZM16 87H18V86H16ZM15 87V88H16ZM23 87V86H22ZM33 87V86H32ZM35 87V86H34ZM38 87V86H37ZM57 87V86H56ZM63 87V86H62ZM80 87H82V86H80ZM89 87V86H88ZM118 87V86H117ZM116 87V88H117ZM121 87H123L122 85H121ZM128 87V86H127ZM144 87V88H145ZM233 87H234V85H233ZM244 87V86H243ZM7 88H8V86H7ZM14 88V89H15ZM20 88H21V86H20ZM36 88V87H35ZM46 88V87H45ZM48 88V87H47ZM58 88V87H57ZM70 88H72V87H70ZM75 88V87H74ZM104 88V87H103ZM114 88V87H113ZM126 88V87H125ZM131 88V87H130ZM134 88V87H133ZM142 88V87H141ZM140 88V89H141ZM144 88H142L143 90H144ZM9 89H11V88H9ZM19 89V88H18ZM25 89V88H24ZM23 89V90H24ZM80 89V88H79ZM147 89V88H146ZM206 89V88H205ZM7 90V89H6ZM13 90V89H12ZM17 90V89H16ZM43 90H46V89H43ZM49 90H51V88L49 89ZM49 90H48V92H49ZM57 90V89H56ZM102 90V89H101ZM114 91V93H118V92H116V89H113ZM133 90V89H132ZM237 90V89H236ZM20 91H22V90H20ZM25 91V90H24ZM23 91V92H24ZM60 91V90H59ZM63 93H64V88H63ZM66 91V90H65ZM69 91V90H68ZM70 91H72V90H70ZM82 91V90H81ZM92 91V90H91ZM90 90H89V92H91ZM94 91V90H93ZM91 92V93H93L94 94V92ZM103 91V90H102ZM112 91V90H111ZM118 91V90H117ZM119 91H120V88H119ZM134 91V90H133ZM146 91V90H145ZM149 91V90H148ZM163 91H165V92H163ZM181 91V90H180ZM16 92V91H15ZM33 92V91H32ZM67 92V91H66ZM107 92V91H106ZM110 92V91H109ZM253 92V91H252ZM255 92V91H254ZM16 93H18V92H16ZM25 93H27V91L25 92ZM29 93H31V91L29 92ZM28 93V94H29ZM62 92H60V94L59 95H63V94H61ZM75 93V92H74ZM81 93V92H80ZM99 93V92H98ZM97 93V94H98ZM100 93H102L101 91H100ZM120 94H121V92H119ZM122 93H124V92H122ZM128 93V92H127ZM138 93H140V91L138 92ZM148 93V92H147ZM213 93V92H212ZM251 93V92H250ZM5 94V93H4ZM7 92H6V95H5V99H6V96H7ZM42 94H44V93H42ZM50 94H52V93H49V95ZM65 94V93H64ZM72 94V93H71ZM96 93H95V95H97ZM103 94V93H102ZM108 94V93H107ZM111 94V93H110ZM206 94V93H205ZM2 95V94H1ZM45 95H47V92H46V94ZM54 96V98H52V99H55V105L54 106H49V110L48 111H44L43 112V110L42 109H46V108H43L42 106H41V104L43 103V105L45 106V107H47L46 105L48 104V103H46V97H45V100H44V102H42L43 100H41V103H39L40 104V108H42L41 110V112H43V113H41V114H37L38 112H37V110H35L37 113H36V118H34V121H33V123H32V120L30 119V117H27V113H28V111L27 112H25V110L28 108V107H25L24 106V104H26V102L25 101H22L21 99H20V97H19V99L21 100V102H24V104L23 103H20V104H23V106L24 107H21L20 109L22 110V112L20 113V112H18V110H20V109H17V111L16 112H18V113H20L21 115H19V119H18V123H17V120L16 121H14V118L13 117H16V115H13L14 113L13 112H15V110L11 113L10 112V105H11V103L9 104V108H5L6 106H7V103H9V102H7V103H5V106H3V104H2V106H3V108L4 109H6V111L8 112H6L8 115H9V113L11 114V115H5L4 114V112H2V110L3 109H1V107L2 106H0V111L3 113V115H5V116H8V118H7V127L8 128H6V124L4 125L5 126V128L6 129H8V130H6L7 132H8V135H7V132H6V135L8 136V137H10V139H8V140H13V142H14V144H15V146H16V148H17V151L14 153V156H13V158H11L10 157V161L9 162H11L8 166H9V169L8 168H6V169H8V172H10L9 173V178L7 179V178H5V179H7V181L6 180H4V179H2V180H4V182H3V185H5V187L7 188V193L8 194H5V192L3 191V189L4 188H1L0 190L1 191H3L4 192V194H0V196L1 195H5V196H7V198H8V201L6 200V203L8 202V205H7V207H8V210L6 209V211H5V205H3V204H5V202L3 203L2 202V205H1V207H0V241H3L4 242V244H3V242H1V244L4 246V247H8L7 248V250H8V253L10 254V253H14V257H9L8 256V263H7V261H5L4 259V261L3 262H5L6 264H10L11 262H10V260H14L13 262H14V264H148L147 263V260H150V258L149 259H147V257H146V251H148V250H152L151 251V253H153L152 255H151V257L153 258L154 257V255H156V254H158V253H156V252H158V250L160 249V245H159V243L161 244V242H159L158 244L156 243V242H154V240L152 241L151 239L153 238V237H151V239L150 238H148L147 236V234H148V232H146V231H148L149 230V228H148V230H146L145 231V229H139V224L141 223V224H143L141 221L143 220V219H146L147 220V222L146 221H144V227H146V225L149 223H151V226L150 227H156V230H149V231H153V233H156V234H158V235H161V234H164V226H163V228H161L160 226H162L161 224H163L162 222L164 221V219L162 218V215H161V219H158V217H159V215L162 213V211H163V209H162V211L160 210L159 212H161V213H159L158 212V207L160 206L161 207V205H159V202L160 203H165V202H161V201H164V200H166V202L167 201H169L170 199L172 200V197H174V199L176 198V196H172V197H170V199H168L167 198V196H165L166 197V199H165V197L164 196H161V197H159L161 194H162V188H163V191H164V188L166 187V189H168L169 188V186L170 187H172V185L173 184H171V183H165L166 184V186L164 187V185L165 184H162V181H161V178H162V176H160L161 175V172L160 171H158V175H157V173L156 174H152L153 176H149V178L150 179H153V183H152V185H151V187H146L144 184H143V181L145 180V177H143V172H141V170H140V172L139 173H141L139 176H137L136 175V171H137V169H136V171H132V169H130L131 167V165L133 164V162L132 163H130L129 165V169L131 170L130 171V173L129 174H126V172L124 171V169L122 168V171L123 172H121V167L123 166H121V167H119L118 165V163H116V161H115V159L116 158H118L119 157V154H120V152H119V149L118 148H116L117 146H114V145H111V146H108V148H107V151H106V153L103 155V156H101L102 158H100V159H95L94 161H92V160H90L89 162H88V164H86V165H84V163H83V165H84V167H81V166H78V165H73V166H68V168H66L68 171H66L67 173H65V172H63V170H56V171H53V172H50L48 169H45L44 167H42V168H44V169H42L41 168V163H39L40 165V168L42 169V172L40 171V169H38L39 167H38V165H36V159H32V157H34V156H31L30 157V160L27 162H23V164L25 165L24 167H26V166H28V170H25V168H24V171H19V170H17L18 169V164H17V161H18V155L20 154H18V155H16L17 154V152H21L20 150H21V148H23L25 145H26V143L27 142H29V143H32V144H36V146H37V148H38V150H37V153L35 152V151H33V152H35V154H36V156H37V159H39V158H41L40 156H42V155H46L45 153L47 152L46 150H47V148L50 146V147H53L54 145H57L58 146V148H60V147H62V146H64L63 144H64V142H65V140H66V142H65V144L68 142V140H69V138H71L72 137V131L70 130H68V131H65V130H67L66 128H65V130H64V127H61L63 124H62V122H60V127L62 128V129H60V128H57L56 127V125L55 124H53L54 125V127H52V128H50L52 131H50L49 133H42L43 131L41 130L40 132H39V130L40 129H42V128H45V125L46 124H43L42 122H41V119L43 120V122L46 120V119H49L50 117L48 116L49 114L48 113H51V115H52V118H55L54 120H59V121H63V120H65L64 118H65V116H60V114H59V112H61V111H63V105H62V103L63 102H61V101H63L62 100V98H63V96L61 97V99H60V96ZM66 96L65 97H67V93L65 94ZM68 95H70L69 93H68ZM91 96H92V94H90ZM100 95V94H99ZM122 95V94H121ZM140 95V94H139ZM237 95V94H236ZM25 96H28V98H29V95H26L25 94ZM35 97H36V94L34 95ZM40 97H41V95H39ZM75 96V95H74ZM113 96H115V94L113 95ZM143 96V95H142ZM141 96V97H142ZM149 96V95H148ZM18 97V96H17ZM30 97H31V95H30ZM33 97V96H32ZM40 97H38V98H40ZM70 97V96H69ZM88 97V96H87ZM99 97V96H98ZM116 97H117V95H116ZM139 97V96H138ZM141 97H139L140 99H141ZM205 97V96H204ZM242 97V96H241ZM4 98L3 99H1V100H3V102L5 101L4 100ZM7 98H10L11 99V97L9 96V97H7ZM27 98V97H26ZM34 98V97H33ZM37 97H36V100L38 99ZM42 98V97H41ZM70 98H72V97H70ZM91 98V99H90ZM92 98H96V97H89L88 99H90V101L92 100ZM103 98V97H102ZM123 98V97H122ZM159 98V99H160ZM166 98V97H165ZM202 98V97H201ZM35 99V98H34ZM64 99V98H63ZM66 99V98H65ZM68 99V98H67ZM77 99V98H76ZM79 99V98H78ZM83 99V98H82ZM113 99V98H112ZM136 99V98H135ZM142 99H144V98H142ZM208 99V98H207ZM251 99V98H250ZM8 101H9V99H7ZM6 100V101H7ZM29 100H31V103L33 102V103H37V102H34V101H32V98L30 99L29 98ZM101 101V100H98V99H94V101H91V104H92V102L95 104L97 101ZM117 100V99H116ZM5 101V102H6ZM12 101V100H11ZM83 101V100H82ZM87 101V100H86ZM110 101H111V99H110ZM123 101H124V99H123ZM126 101V100H125ZM142 101V100H141ZM140 101V102H141ZM145 101V100H144ZM144 101H143V104H145L144 103ZM159 101V100H158ZM181 101V100H180ZM196 101V100H195ZM18 102H20V101H18ZM79 102H80V100H79ZM77 103V104H82L81 102L80 103ZM84 102V101H83ZM89 102V101H88ZM103 102V101H102ZM101 102V103H102ZM121 102V101H120ZM135 102V101H134ZM138 102H139V100H138ZM179 102V101H178ZM202 102V101H201ZM251 102V101H250ZM2 103V102H1ZM13 103V102H12ZM65 103V102H64ZM63 103V104H64ZM85 103V102H84ZM83 103V104H84ZM99 103V102H98ZM97 103V104H98ZM112 103H113V100H112ZM162 103V102H161ZM170 103V102H169ZM197 103V102H196ZM200 103V102H199ZM19 104V103H18ZM30 104V103H29ZM38 104V105H39ZM76 104V105H77ZM86 104V103H85ZM88 104H90V103H88ZM90 104V105H91ZM104 104H106V103H104ZM212 104V103H211ZM1 105V104H0ZM31 105H33L34 106V104H31ZM67 105V104H66ZM96 105V104H95ZM100 105H102V104H100ZM109 105V104H108ZM113 105V104H112ZM114 105H115V102H114ZM117 105V104H116ZM119 105V104H118ZM146 105V104H145ZM149 105V104H148ZM156 105V104H155ZM155 105H153V106H155ZM192 105H193V103H192ZM13 106V105H12ZM18 107H20L19 105H17ZM22 106V105H21ZM65 106V105H64ZM82 106V105H81ZM80 106V107H81ZM84 106V108H85V105H83ZM88 106V105H87ZM92 107L94 106V105H91ZM98 106V105H97ZM124 106V105H123ZM150 106H151V104H150ZM157 106H160V105H157ZM163 106V105H162ZM30 107V106H29ZM38 107V106H37ZM50 107H51V109H50ZM91 107V108H92ZM99 107V106H98ZM102 107H103V105L99 108V110H97L96 108H95V111L97 110V111H101L102 110ZM108 107V106H107ZM112 107V106H111ZM145 107V106H144ZM149 106H147V108H148ZM169 107H171V106H169ZM11 108H14V107H11ZM17 108V107H16ZM15 108V109H16ZM31 108V107H30ZM30 108H28V110H30ZM34 108V107H33ZM33 108H31V111L33 110ZM48 108V107H47ZM66 108H68V107H66ZM66 108H64V109H66ZM106 108V107H105ZM113 108H114V106H113ZM116 108V107H115ZM151 108V107H150ZM150 108H148V109H150ZM152 108H155V107H152ZM231 108V107H230ZM108 109V108H107ZM146 109V108H145ZM159 109L160 108H158V109H156L155 108V110H154V112H152L153 113V115H152V117L154 118V120H155V122H154V126H155V128L157 129L158 128V125H159V123L160 124H162V120H163V115L160 113V111H159ZM184 109V108H183ZM68 109H66V110H64L65 112L67 111ZM72 110V109H71ZM105 110V109H104ZM152 110V109H151ZM182 110V109H181ZM63 111V112H64ZM91 111V110H90ZM94 111V110H93ZM94 111V112H95ZM96 111V113L98 114V116H99V113ZM108 111V110H107ZM110 111V110H109ZM108 111V112H109ZM147 111V110H146ZM145 111V112H146ZM174 111V110H173ZM231 111H233V110H231ZM15 112V114H18V113H16ZM32 112H34V110L32 111ZM69 111H67V113H68ZM179 112V111H178ZM181 112V111H180ZM185 112V111H184ZM193 112V111H192ZM223 112V111H222ZM228 112V111H227ZM242 112V111H241ZM246 112V111H245ZM2 113H0L1 115H2ZM31 113V112H30ZM96 113H94V114H96ZM102 113V112H101ZM106 111H105V114H104V111H103V114H104V117H105V115H106ZM110 113H112L111 111H110ZM144 113V112H143ZM147 113H148V111H147ZM172 113V112H171ZM182 113V112H181ZM33 114V113H32ZM31 114V115H32ZM70 114V113H69ZM96 114V115H97ZM108 114V113H107ZM113 114H114V112H113ZM119 114V113H118ZM226 114V113H225ZM228 114V113H227ZM234 114V113H233ZM3 115H2V117H3ZM30 115V114H29ZM28 115V116H29ZM50 115V116H51ZM65 115H67L66 113H65ZM131 115V114H130ZM144 115V114H143ZM175 115V114H174ZM224 115V114H223ZM230 115H231V113H230ZM229 115V116H230ZM5 116L3 117V118H5ZM47 116L49 117V118H47ZM78 116H80L79 114H78ZM98 116H94L95 118H93V120L95 121V119L97 120V117ZM110 116V115H109ZM112 116V115H111ZM110 116V117H111ZM115 116V115H114ZM122 116H123V114H122ZM145 116V115H144ZM147 116V115H146ZM196 116H197V114H196ZM1 117V116H0ZM1 117V118H2ZM32 117V116H31ZM34 117V116H33ZM58 117V118H57ZM71 117H72V115H71ZM77 117V116H76ZM102 117V116H101ZM187 117V116H186ZM235 117V116H234ZM0 118V119H1ZM3 118L1 119V122H2V120H3ZM18 117H16V119H17ZM74 118V117H73ZM90 118V117H89ZM103 118V117H102ZM107 118H108V116H107ZM106 118V119H107ZM112 118H113V116H112ZM172 118V117H171ZM174 118V117H173ZM198 118V117H197ZM38 119H40L39 121H37ZM45 119V120H44ZM74 119H76L77 120V118H74ZM85 119V118H84ZM109 119H110V121H111V118H108L107 120L109 121ZM131 119V118H130ZM80 121H81V119H79ZM102 120V119H101ZM106 120V121H107ZM144 120H145V118H144ZM147 120H148V118H147ZM186 120V119H185ZM35 121H37L38 123H36ZM48 121V120H47ZM84 121H87V120H84ZM176 121V120H175ZM174 121V122H175ZM198 121V120H197ZM14 122H15V124H14ZM46 122V121H45ZM44 122V123H45ZM51 122V121H50ZM49 122V123H50ZM64 122H66V121H64ZM90 122V121H89ZM88 122V123H89ZM99 122V121H98ZM103 122V121H102ZM105 122V121H104ZM112 122H113V119H112ZM114 122H116V121H114ZM113 122V123H114ZM184 122V121H183ZM5 123H6V121H5ZM34 123H36V125H34ZM59 123V122H58ZM88 123H86V124H88ZM108 123V122H107ZM109 123H111V122H109ZM112 123V124H113ZM3 124H4V122H3ZM14 124V125H13ZM76 124H77V122H76ZM79 124V123H78ZM90 124V123H89ZM93 124H94V122H93ZM92 124V125H93ZM106 124V123H105ZM112 124H109V125H112ZM115 124V123H114ZM133 124V123H132ZM81 125V124H80ZM119 125V124H118ZM3 125H1V127H2ZM47 126V125H46ZM59 126V125H58ZM85 126V125H84ZM114 127H115V125H113ZM121 126H122V124H121ZM121 126H119V127H117V125H116V127L117 128H120ZM144 126V125H143ZM142 126V127H143ZM161 126V125H160ZM214 126V125H213ZM216 126V125H215ZM230 126V125H229ZM233 126V125H232ZM0 127V128H1ZM101 127H103L102 125H101ZM104 127H106V126H104ZM112 127V126H111ZM124 127V126H123ZM130 127V126H129ZM150 127V126H149ZM180 127V126H179ZM231 127V126H230ZM77 128V127H76ZM126 128V127H125ZM154 128V127H153ZM69 129V128H68ZM75 129V128H74ZM121 129V128H120ZM181 129V128H180ZM4 130V129H3ZM43 130H45V129H43ZM89 130V129H88ZM103 130V129H102ZM104 130H105V128H104ZM113 130V129H112ZM184 130V129H183ZM1 131V130H0ZM116 131H118V130H116ZM160 131V130H159ZM3 132H5V131H3ZM91 132V131H90ZM93 132V131H92ZM108 132V131H107ZM136 132V131H135ZM140 132V131H139ZM185 132V131H184ZM199 132V131H198ZM122 133V132H121ZM161 133V132H160ZM159 133V134H160ZM218 133V132H217ZM222 133V132H221ZM103 134V133H102ZM113 134H115V133H113ZM134 134V133H133ZM229 134V133H228ZM3 135V134H2ZM80 135V134H79ZM78 135V136H79ZM87 135V134H86ZM91 135V134H90ZM163 135V134H162ZM183 135V134H182ZM89 136V135H88ZM92 136V135H91ZM95 136V135H94ZM102 136V135H101ZM103 136H105V134L103 135ZM124 136H125V134H124ZM127 136V135H126ZM229 136V135H228ZM1 137V136H0ZM4 137H5V135H4ZM83 137V136H82ZM90 137V136H89ZM129 137V136H128ZM127 137V138H128ZM214 137V136H213ZM221 137V136H220ZM105 138V137H104ZM112 138H113V136H112ZM138 138V137H137ZM187 138V137H186ZM224 138V137H223ZM229 138V137H228ZM0 139H3V138H0ZM7 139V138H6ZM129 139V138H128ZM180 139V138H179ZM178 139V140H179ZM192 139V138H191ZM230 139V138H229ZM72 140L74 141V139L72 138ZM105 140V139H104ZM115 140V139H114ZM172 140V139H171ZM210 140V139H209ZM228 140V139H227ZM92 141H95V140H92ZM142 141V140H141ZM145 141V140H144ZM75 142H76V140H75ZM89 142H91V141H89ZM88 142V143H89ZM127 142V141H126ZM191 142V141H190ZM200 142V141H199ZM202 142V141H201ZM205 142V141H204ZM210 142H211V140H210ZM225 142V141H224ZM99 143V142H98ZM110 143V142H109ZM129 143V142H128ZM177 143V142H176ZM175 143V144H176ZM179 143V142H178ZM222 143V142H221ZM77 144V143H76ZM85 144H87V143H85ZM120 143H117L116 145H119ZM184 144V143H183ZM192 144V143H191ZM241 144V143H240ZM3 145V144H2ZM79 145V144H78ZM107 145H109V144H107ZM177 145V147L179 148V145L178 144H176ZM175 145V146H176ZM194 145V144H193ZM198 145V144H197ZM90 146V145H89ZM104 146H105V144H104ZM137 146H139V145H137ZM88 147V146H87ZM125 147H126V145H125ZM167 146H165V148H166ZM177 147H175V149L177 148ZM193 147V146H192ZM221 147V146H220ZM245 147V146H244ZM13 148H15L14 146H13ZM65 148V147H64ZM83 148V147H82ZM89 148V147H88ZM98 148V147H97ZM105 148V147H104ZM172 148V147H171ZM178 148L176 149V154H177V150H178ZM187 148V147H186ZM194 148V147H193ZM214 148H215V146H214ZM20 149V150H19ZM49 149V148H48ZM52 149V148H51ZM55 149H57L56 148V146H55ZM55 149H54V151H55ZM61 149V148H60ZM75 149V148H74ZM84 149H85V146H84ZM102 149V148H101ZM130 149V148H129ZM136 149V148H135ZM184 149V148H183ZM188 149V148H187ZM195 149V148H194ZM203 149V148H202ZM208 149V148H207ZM11 150V149H10ZM59 150V149H58ZM65 150H66V148H65ZM76 150V149H75ZM89 150H91V148L89 149ZM137 150H139V149H137ZM168 150H169V148H168ZM189 150V149H188ZM214 150V149H213ZM23 151H25L24 149H23ZM46 151V152H45ZM62 151V150H61ZM61 151L59 150V152L61 153ZM86 151H88V150H86ZM202 151V150H201ZM216 151V150H215ZM231 151V150H230ZM28 152V151H27ZM84 152H85V150H84ZM91 152H92V150H91ZM91 152H89L90 153V155H91ZM140 152V151H139ZM162 152V151H161ZM190 152V151H189ZM193 152V151H192ZM197 152V151H196ZM210 152V151H209ZM214 152V151H213ZM218 152V151H217ZM236 152V151H235ZM13 153V152H12ZM23 153V152H22ZM41 154L39 157H38V154ZM55 153V152H54ZM194 153V152H193ZM204 153V152H203ZM227 153H229V150H227ZM34 154V153H33ZM53 154V153H52ZM180 154V153H179ZM185 154V153H184ZM183 154V155H184ZM201 154V153H200ZM211 154H213L212 152H211ZM255 154V153H254ZM87 155V154H86ZM85 155V156H86ZM178 155V154H177ZM194 155V154H193ZM192 155V156H193ZM201 155H203V154H201ZM205 155V154H204ZM235 155V154H234ZM23 156V154L21 155V157ZM24 156H26V154H24ZM36 156H35V158H36ZM48 156H49V154H47V157H45L44 159H46V158H48ZM92 156V155H91ZM95 156H96V154H95ZM185 156H187V155H185ZM237 156V155H236ZM235 156V157H236ZM247 156V155H246ZM53 157V156H52ZM71 157V156H70ZM175 157V156H174ZM178 158H179V156H177ZM181 157V156H180ZM190 157H191V154H190ZM203 157H205V156H203ZM227 157H228V155H227ZM25 158V157H24ZM29 158V157H28ZM86 158H88V156L87 157H85V159ZM170 158V157H169ZM185 158H187V157H185ZM69 159V158H68ZM119 159V158H118ZM117 159V161H119ZM137 159V158H136ZM215 159V158H214ZM238 159H240V158H238ZM260 159V158H259ZM26 160V159H25ZM55 160H57L56 158H55ZM123 160V159H122ZM124 160H126V159H124ZM177 160H179V159H177ZM189 160V159H188ZM218 160V159H217ZM23 161V160H22ZM41 161V160H40ZM128 161V160H127ZM127 161H126V163L125 164H127ZM131 161V160H130ZM133 161H135V160H133ZM138 161H139V159H138ZM180 161V160H179ZM186 161V160H185ZM5 162H8V161H5ZM19 162H21V161H19ZM39 162V161H38ZM44 162V161H43ZM69 162H70V160H69ZM68 162V163H69ZM73 162H75V161H73ZM72 162V164H74ZM125 162V161H124ZM141 162V161H140ZM207 162V161H206ZM210 161H208V163H209ZM251 162V161H250ZM255 162V161H254ZM59 163V162H58ZM139 163V162H138ZM171 163V162H170ZM189 163V162H188ZM204 163V162H203ZM16 164H17V166H16ZM23 164H22V166H23ZM46 164H48V161H47V163ZM76 164V163H75ZM78 164V163H77ZM136 164H137V162L135 163V166H136ZM175 164V163H174ZM182 164V163H181ZM180 164V165H181ZM237 164V163H236ZM263 164V163H262ZM4 165H5V163H4ZM36 165V167H38L37 169H35V168H33L34 166ZM42 165H44V164H42ZM134 165V164H133ZM132 165V166H133ZM139 165V164H138ZM156 165V164H155ZM155 165H154V167H155ZM178 165V164H177ZM200 165V164H199ZM208 165H210V164H208ZM50 166V165H49ZM143 166V165H142ZM142 166H138V167H141V168H143ZM145 166V165H144ZM147 166V165H146ZM149 166V165H148ZM182 167H183V165H181ZM231 166V165H230ZM5 167V166H4ZM151 167H152V165H151ZM179 167V166H178ZM187 167V166H186ZM193 167V166H192ZM199 167V166H198ZM197 167V168H198ZM212 167V166H211ZM214 167V166H213ZM23 168V167H22ZM27 168V167H26ZM106 169L105 171L103 170V169ZM120 168V169H119ZM135 168V167H134ZM145 168V167H144ZM156 168H157V166H156ZM155 168V172H157V169ZM160 168V167H159ZM169 168V167H168ZM184 168V167H183ZM208 168V167H207ZM21 169V168H20ZM32 169H35V171H33ZM50 169V168H49ZM56 169V168H55ZM151 169V168H150ZM162 169V168H161ZM167 169V168H166ZM170 169V168H169ZM206 169V168H205ZM211 169V168H210ZM229 169V168H228ZM49 172H47V171ZM65 170V169H64ZM120 170V171H119ZM126 170V169H125ZM128 170V169H127ZM153 170H154V168H153ZM152 170V171H153ZM159 170V169H158ZM177 170V169H176ZM183 170V169H182ZM201 170V169H200ZM222 170V169H221ZM3 171H4V169H3ZM36 171H40V174L41 173H45L44 175H43V178H48V179H50L51 181L52 180H56V179H60L61 181L58 183V181H55V182H57L58 184H55V182H54V184L53 183H51V181H50V183H48V180H46L45 182H46V184L44 183V179L43 178H41L40 176H39V178H38V173L36 172ZM52 171V170H51ZM146 171H147V169H146ZM167 171V170H166ZM170 171H172V170H170ZM184 171H185V169H184ZM187 171V170H186ZM226 171V170H225ZM263 171H264V169H263ZM148 172V171H147ZM146 172V173H147ZM150 172H151V170H150ZM159 172H160V174H159ZM211 172V171H210ZM223 172V171H222ZM258 172V171H257ZM28 173H30V179H31V181L32 182H35V181H33L32 179H37V180H40V178H41V180H43V181H39L40 183H41V186L42 187H39L40 185V183H37V185L34 183V185L37 187L38 185V187L37 188H39V191L37 190V192H40L41 193V195L40 196H38L37 197V194H35V193H33L34 195H32L31 196V194L30 193H28L27 191H25V185H24V183H25V181H26V178H29V177H26L25 176V174H28ZM65 173V174H64ZM149 173V172H148ZM167 173V172H166ZM165 173V174H166ZM208 173H209V171H208ZM234 173V172H233ZM262 174H263V172H261ZM2 174V173H1ZM6 174V173H5ZM4 174V175H5ZM176 174V173H175ZM181 174V175H180ZM42 175V174H41ZM163 175H164V173H163ZM168 175V174H167ZM170 175V174H169ZM174 175V174H173ZM178 175H180V176H182V173H178ZM211 175V174H210ZM260 175V174H259ZM20 176H24L25 178H20ZM27 176H29V175H27ZM184 176H186V175H184ZM222 176H223V174H222ZM5 177V176H4ZM165 177H167V176H165ZM164 177V178H165ZM175 177V176H174ZM178 179L176 180V182L179 184V177L178 176H176ZM190 177V176H189ZM193 177V176H192ZM258 177V176H257ZM62 178V179H61ZM137 178H139L140 180L139 181H136V179ZM147 178H148V176H147ZM146 178V179H147ZM173 178V177H172ZM172 178H170V179H172ZM182 178V177H181ZM223 178H224V176H223ZM250 178V177H249ZM163 179V178H162ZM166 179V178H165ZM176 179V178H175ZM196 179V178H195ZM221 179H222V177H221ZM248 179V178H247ZM2 180L0 181L1 183H2ZM36 180V181H37ZM168 180V182H170L169 181V178L167 179ZM173 180V179H172ZM220 180V179H219ZM260 180V179H259ZM27 181H30V180H28L27 179ZM165 181V180H164ZM188 181H189V179H188ZM187 181V182H188ZM192 181V180H191ZM261 182L263 181L262 180V178H261V180H260ZM53 182V181H52ZM148 182V181H147ZM180 182H181V180H180ZM185 182V181H184ZM194 182V181H193ZM202 182V181H201ZM255 182V181H254ZM29 183V182H28ZM42 183H44L45 185H46V187H47V189H45V186L42 184ZM50 184L49 186H47L48 184ZM119 183H120V185H126V187H128V190H129V192L128 193H125L126 192V190H125V192L123 193V194H120V193H116V192H118V189H117V191H116V188H117V186L119 185ZM139 183V186L137 185ZM146 183V182H145ZM164 183V182H163ZM174 183H175V181H174ZM189 183H190V181H189ZM223 183V182H222ZM225 183V182H224ZM223 183V184H224ZM242 183V182H241ZM30 184V183H29ZM151 184V183H150ZM150 184L149 183H147V186H150ZM168 184H170V185H168ZM2 185V184H1ZM0 185V186H1ZM2 185V186H3ZM33 185V186H34ZM120 185L118 186V187H120ZM122 185V187H124ZM174 185H176V184H174ZM174 185H173V188H174ZM180 185H181V183H180ZM211 185H213V184H211ZM263 185V184H262ZM29 186V185H28ZM33 186H30V187H33ZM35 186L33 187V188H35ZM44 186V187H43ZM167 186H168V188H167ZM189 186H190V184H189ZM202 186V185H201ZM224 186H225V184H224ZM187 187V186H186ZM210 187V186H209ZM238 187V186H237ZM258 187V186H257ZM263 187V186H262ZM5 188V189H6ZM42 188V189H41ZM44 188V189H43ZM115 188V189H114ZM176 188H177V185H176V187L174 188L175 190H176ZM180 188V187H179ZM202 188V187H201ZM32 189V188H31ZM157 189H159L160 191H161V194H160V192H159V199L158 198H155L154 197V195H158V194H154L156 191H157ZM169 189H172V188H169ZM178 189V188H177ZM228 189V188H227ZM241 189V188H240ZM245 189V188H244ZM34 190V189H33ZM113 190H115V192L113 191ZM175 190H174V192H175ZM180 190V189H179ZM181 192H183V189L181 188ZM200 190H202V189H200ZM14 191H16V192H14ZM120 191H121V189H120ZM123 191H121V193H122ZM170 192V191H169ZM173 192V191H172ZM178 192H180V191H178ZM180 192V193H181ZM194 192V191H193ZM204 192V191H203ZM231 192V191H230ZM233 192V191H232ZM232 192L230 193V194H232ZM0 193H2V192H0ZM39 193V194H40ZM147 193H149L148 195H147ZM184 193V192H183ZM144 194H146V195H144ZM177 194V193H176ZM179 194V193H178ZM229 194V195H230ZM174 195V194H173ZM140 197V198H142V199H138L137 197ZM170 196V195H169ZM183 196H185L184 194L182 195V199L180 198V200L182 201H185L186 202V196L184 197L185 198V200L183 199ZM4 197V196H3ZM230 197V196H229ZM233 197V196H232ZM144 198V199H143ZM178 198V197H177ZM192 200L193 199H195V198H192V197H190ZM189 197L187 198V199H189L190 200V203H192L193 201L190 199ZM215 198V197H214ZM2 199V198H1ZM6 199V198H5ZM136 199H138V200H136ZM155 199H158V200H160V201H158V205L159 206H157L156 204H155V202L156 201H154ZM168 199V200H167ZM179 199V198H178ZM178 199H176L175 201H180V200H178ZM196 200H198V203H197V201ZM221 200V199H220ZM220 200H217V201H220ZM232 200V198L228 201V204L230 203V201ZM239 200V199H238ZM3 201H4V199H3ZM154 201V203H152ZM174 200H173V202H175ZM182 201V202H183ZM188 201V200H187ZM195 201H196V203L197 204H200L201 202L203 203V201H200V199H195ZM199 201H200V203H199ZM205 201V200H204ZM208 201H210V200H208ZM208 201H205L204 203H209V204H213L214 202L213 201H210V202H208ZM252 201V200H251ZM1 202V201H0ZM169 202H171V201H169ZM172 202V205H170V206H173V204H177V203H173ZM184 202V203H185ZM226 202V201H225ZM225 202H223V203H225ZM234 202V201H233ZM236 202V201H235ZM250 202V201H249ZM178 203H180V202H178ZM188 203H189V201H188ZM195 202H194V204H196ZM216 203V202H215ZM222 203V202H221ZM1 204V203H0ZM167 204V203H166ZM181 204V203H180ZM180 204H177L176 206H175V208L176 207H181L183 210H184V207H182ZM194 204H192V207H193V205ZM209 204H207V206H209ZM211 204V205H212ZM227 204V202H226V205H228ZM257 204V203H256ZM180 205V206H179ZM183 205V204H182ZM188 205V204H187ZM190 205V204H189ZM188 205V206H189ZM225 205V204H224ZM226 205H225V207H226ZM230 205H232V206H230ZM230 207L228 206V209H230L231 207V209H233L234 207H237V205L235 206V204H231L230 203ZM234 205V206H233ZM163 206H165L164 204H163ZM162 206V207H163ZM185 206H186V204H185ZM195 206V205H194ZM203 206V205H202ZM187 207V206H186ZM210 207V206H209ZM256 207V206H255ZM170 208V207H169ZM173 207H171L170 209V211L172 212V210H179L178 208H176V209H172ZM180 208V209H181ZM189 208H190V206H189ZM196 208V207H195ZM194 208V209H195ZM201 208V207H200ZM217 208H219V207H217ZM186 209V208H185ZM187 209H188V207H187ZM186 209V210H187ZM191 209V208H190ZM230 209V210H231ZM235 209V210H234ZM232 211H238L236 208H234ZM183 210H180V212H176V211H174L176 214H179V213H181ZM199 210V209H198ZM198 210H197V212H198ZM214 210V209H213ZM169 211V212H170ZM192 211L194 212V210H193V208H192ZM191 211V212H192ZM200 211V210H199ZM232 211H231V213H232ZM240 211V210H239ZM238 211V212H239ZM254 211V210H253ZM168 212V211H167ZM188 212V211H187ZM196 212V213H197ZM255 212H256V210H255ZM173 213V212H172ZM214 213V212H213ZM236 214L235 215H237V216H239L238 215V213L237 212H235ZM249 213H251V211L249 212ZM163 214H165L164 212H163ZM181 214H183V213H181ZM184 214L185 215H182V217H181V215H180V217L182 218V220L183 219H188V217H185V216H187V215H189L188 213L186 214V212L184 211ZM193 214V213H192ZM192 214H191V217H192ZM212 214V213H211ZM234 214V213H233ZM233 214H231V215H233ZM243 214V213H242ZM173 215H174V213H173ZM178 215V216H179ZM195 215H198V214H195ZM201 215V214H200ZM200 215H198V216H200ZM214 215V214H213ZM212 215V216H213ZM235 215H233V220H234V223H233V225L230 223V228L231 229H229L228 231H229V233L231 232L232 233V229H233V231L235 230V229H237L238 227H240L241 228V225H243V224H241L240 226H238L236 223H241V222H239V221H237V219L236 218H239V217H237V216H235ZM250 215H252V214H250ZM5 216H8V218H6ZM175 216V215H174ZM202 216V215H201ZM261 216V215H260ZM151 217H153V220H150V218ZM166 217V216H165ZM170 217V216H169ZM183 217H185V218H183ZM195 217V216H194ZM197 217V216H196ZM219 217V216H218ZM232 217V216H231ZM143 218V219H142ZM148 218H149V221L150 222H148ZM167 218V217H166ZM174 219H175V217H173ZM200 218H202V217H200ZM262 218H264V217H262ZM142 219V220H141ZM170 220H171V218H169ZM169 219H167V220H169ZM180 218L178 217V220H179ZM187 219L185 220L186 221V224H188L189 222H190V220H189V222H187ZM191 219H193V217L191 218ZM199 219V218H198ZM208 219H210V218H208ZM229 219V218H228ZM240 219V218H239ZM250 219V218H249ZM162 222H161V221ZM170 220L169 221H167L166 223H165V225L167 224V223H169L170 222ZM173 220V219H172ZM176 220V219H175ZM174 220V221H175ZM177 220V221H178ZM195 220V219H194ZM224 220V219H223ZM233 220H231L230 222H232ZM251 220V219H250ZM184 221V222H185ZM212 221V220H211ZM237 221V222H236ZM242 221V220H241ZM161 222V223H160ZM172 222V224L173 223H175V222H173V221H171ZM171 222L168 224V225H170L171 224ZM182 221H180L179 223H181ZM183 222V223H184ZM228 222V221H227ZM236 222V223H235ZM244 222V221H243ZM183 223H181V224H183ZM250 223V222H249ZM260 223V222H259ZM180 224V225H181ZM196 224V223H195ZM194 224V225H195ZM200 224H201V222H200ZM206 224V223H205ZM235 224V225H234ZM255 224V223H254ZM264 224V223H263ZM153 225V226H152ZM174 225V224H173ZM176 225H178L177 223L174 225V226H176ZM190 225H193V224H190ZM190 225H188V226H190ZM211 225V224H210ZM232 225V226H231ZM237 225V226H236ZM258 225H260V224H258ZM213 226V225H212ZM214 226H216L215 224H214ZM233 226L235 227V229L233 228ZM244 226V225H243ZM249 226H251V225H249ZM262 227H264L263 225H261ZM260 226V227H261ZM170 226H167V229L169 228ZM183 227H185V225L183 226ZM196 227V226H195ZM202 227V226H201ZM218 227H220V226H218ZM217 227V228H218ZM142 228H143V226H142ZM166 228V227H165ZM172 228V225H171V227L169 228V230ZM174 228V227H173ZM181 229H182V227H180ZM180 228H175V230H178V231H180ZM186 228V227H185ZM184 228V229H185ZM189 228V227H188ZM192 228V227H191ZM191 228H190V230H191ZM225 228H226V226H225ZM255 228V227H254ZM147 229V228H146ZM184 229H182V230H184ZM213 229V228H212ZM243 229V228H242ZM241 229V230H242ZM247 229H248V227H247ZM171 230H173V229H171ZM174 230V231H175ZM185 230H188V229H185ZM218 230H219V228H218ZM240 230V231H241ZM252 230H254V229H252ZM256 230H257V228H256ZM260 230V229H259ZM205 231H206V233H207V231H208V229L206 228L205 229ZM213 231V230H212ZM215 231V230H214ZM237 231V230H236ZM236 231H234V232H236ZM239 231V230H238ZM262 233H263V237H264V228H263V231H262V229L260 230ZM167 232V231H166ZM165 232V233H166ZM173 232V231H172ZM177 232V231H176ZM175 232V234H177ZM260 232V235L262 234ZM145 233H146V235H145ZM185 233L187 234V232L185 231ZM185 233H184V236H185ZM197 233V232H196ZM217 233V232H216ZM231 233H230V236H231ZM246 233V232H245ZM255 233V232H254ZM174 234V235H175ZM190 234V235H189ZM191 234H195V233H192V232H190V233H188V235L189 236H191ZM241 234V233H240ZM158 235H157V237H158ZM178 235V234H177ZM176 235V236H177ZM180 235V234H179ZM183 235V234H182ZM188 235H186V236H188ZM197 235V234H196ZM216 235V234H215ZM232 235H234V237H235V233L234 234H232ZM253 235V234H252ZM259 235V234H258ZM150 236V235H149ZM175 236V237H176ZM181 236V235H180ZM179 236V237H180ZM184 236H181V237H183L184 238ZM198 236V235H197ZM206 236V235H205ZM227 236H228V234H227ZM254 236V235H253ZM260 237V240H263L264 238L263 237ZM156 237V238H157ZM164 237V236H163ZM167 237V236H166ZM168 237H169V235H168ZM171 237V236H170ZM179 237H177V239L179 238ZM204 237V236H203ZM207 237V236H206ZM217 237V236H216ZM233 237V236H232ZM231 237V238H232ZM237 237H238V232H237ZM256 237V236H255ZM257 237H259V236H257ZM156 238H155V241H163L164 239H162L161 237V239L159 240H156ZM188 238V241L186 240V237H185V240L187 241V242H190V240H189V237H187ZM191 238H192V236H191ZM230 238V237H229ZM236 238V237H235ZM235 238H233L234 240L232 241L233 242V244L234 243H236L237 244V241L235 242ZM242 235H241V237H240V235H239V240H238V244L241 246V245H243V246H245L244 244H242L243 243V241H242ZM262 238V239H261ZM154 239V238H153ZM168 239V238H167ZM193 239V238H192ZM196 239V238H195ZM256 239V238H255ZM180 240V239H179ZM194 240V239H193ZM193 240H191V241H193ZM197 240V239H196ZM204 240V239H203ZM221 240V239H220ZM254 240V239H253ZM253 240H252V242H253ZM258 240H259V238H258ZM257 239H256V241H258ZM259 240V241H260ZM185 241V242H186ZM211 241H212V239H211ZM242 241V242H241ZM258 241V242H259ZM264 241V240H263ZM263 241H261V242H263ZM164 242V241H163ZM163 242H162V244H163ZM169 242V241H168ZM174 242V241H173ZM220 242V241H219ZM229 242H231V241H229ZM232 242H231V244H232ZM241 242V243H240ZM195 243V242H194ZM221 243V242H220ZM251 243V242H250ZM1 244H0V246H1ZM189 245H188V247L191 245L192 246V244H190V243H188ZM215 244V243H214ZM223 244V243H222ZM263 246H264V243H261ZM8 245V246H7ZM167 245V244H166ZM165 245V246H166ZM184 245V244H183ZM207 245V244H206ZM238 245V246H239ZM252 245H253V243H252ZM255 245H257L258 247H259V243H256L255 242ZM253 246V248H255L256 246ZM261 245V247H263ZM190 246V247H191ZM196 246V245H195ZM219 246V245H218ZM228 246H230V244L228 245ZM231 246H233V245H231ZM3 247V248H4ZM164 247V246H163ZM171 247V246H170ZM190 247L189 248H187V249H190ZM227 247V246H226ZM247 246H245V248H246ZM251 247V246H250ZM261 247H259V249L257 248V253L260 251V249H261V251H262V248ZM169 247L167 246V249H168ZM199 248V247H198ZM229 248V247H228ZM247 248H249V247H247ZM252 247L251 248H249L251 251H253V250H255V249H253ZM197 249V248H196ZM238 249V248H237ZM2 250V249H1ZM171 250H173V249H171ZM222 250V249H221ZM235 250V249H234ZM264 250V249H263ZM2 251H4V249L2 250ZM1 251V252H2ZM17 251L18 252H21L22 253V256L21 257H19V256H17L16 254H17ZM219 251V250H218ZM236 251V250H235ZM256 251V250H255ZM254 251V252H255ZM260 251V252H261ZM0 252V253H1ZM223 252H225V251H223ZM227 252V251H226ZM225 252V253H226ZM259 252V254L260 255H262V253H263V251L260 253ZM165 253V252H164ZM188 253V252H187ZM197 253V252H196ZM252 253V252H251ZM256 253V252H255ZM258 254V255H259ZM80 255H83L85 258H84V260H80V258L79 257H81ZM160 255V254H159ZM202 255V254H201ZM226 255H227V253H226ZM245 255V254H244ZM249 255H250V253H249ZM257 255V254H256ZM188 256V255H187ZM214 256V255H213ZM232 256V255H231ZM3 257V256H2ZM6 257H7V255H6ZM18 257V258H17ZM163 257V256H162ZM186 257V256H185ZM248 257V256H247ZM250 257V256H249ZM252 257V256H251ZM1 258V257H0ZM4 258V257H3ZM188 258V257H187ZM204 258V257H203ZM259 258V257H258ZM263 258H264V256L262 257V258H259L262 262V264H264V261H263ZM190 259V258H189ZM159 260H160V257H159ZM158 260V261H159ZM162 260V259H161ZM164 260H166V259H164ZM185 260V259H184ZM214 260V259H213ZM216 260H217V258H216ZM231 260H233V259H231ZM169 261V260H168ZM189 261L190 260H188V263H189ZM0 262H2V260L0 259ZM3 262L1 263V264H3ZM12 262V263H13ZM177 262V261H176ZM192 262V261H191ZM208 262V261H207ZM221 262V261H220ZM4 263V264H5ZM260 263V264H261ZM183 264V263H182ZM253 264H256V263H253Z\"/></svg>",
  "mask_w": 264,
  "mask_h": 264
}]
</instances>
